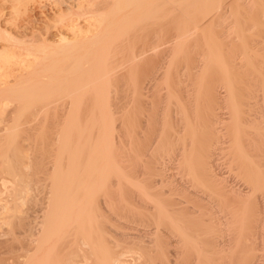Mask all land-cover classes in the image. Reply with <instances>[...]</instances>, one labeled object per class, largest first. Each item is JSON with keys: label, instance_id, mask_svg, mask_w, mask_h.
<instances>
[{"label": "bare ground", "instance_id": "1", "mask_svg": "<svg viewBox=\"0 0 264 264\" xmlns=\"http://www.w3.org/2000/svg\"><path fill=\"white\" fill-rule=\"evenodd\" d=\"M223 1H226V0H107V1H104V2H102L105 6H106V8H87L88 9V14H95V17L96 18H98L97 19V22L99 23V26H98V28H97V30H96V32H95V34L94 35H91V36H87L86 38H84L82 41H81V45H80V47L79 48H77L76 50H75V47L73 48L75 51H73V53L75 52V54L73 55V53H72V55H70L71 57H70V60L68 61V60H66V61H64V64H59V62L61 61V63H62V58L61 59H59L60 61H58L57 59L55 60L56 62L58 61V63H56V62H51V60L49 59V63L46 65V64H43L44 63V60H45V58H44V56H43V63L42 62H40L41 64H37L36 63V65L35 66H33L31 69H29L30 70V72H28V74H26V73H24V75L22 74L21 76H23V77H15V79L13 80L14 82H11L12 80H9V82H11V83H9L8 82V79H6V77H5V80H6V83H5V80H2L1 79V81L2 82H4V83H2V84H0V99L1 98H3L4 99V101H5V104L6 105H8L7 103H11V105H13L14 103H15V111L13 112L11 109L13 108H11L10 109V111H8V113L9 112H11L10 113V117H12L13 116V121H12V124H14L12 127H10L9 129L7 128V130H5V129H3V132L2 133H0V180H2V181H7V182H9V183H11V188H10V193L9 194H11V195H9L8 193V195H9V197H11V201H10V203H8V204H4V205H0L1 207H0V209L1 210H3L4 211V214H3V217L1 218L0 217V221L1 222H3L4 224H6L7 225V227H8V229L6 230L8 233H7V235L8 234H10V239H11V236H12V239L10 240V239H6L7 241L8 240H10V241H13V242H11L12 244H14L15 242H17V237L15 238V235L17 234V233H14L15 231H14V229H15V227L16 226H18V225H20L21 224V222H23L22 220L24 219V218H22V213H24L23 212V208L22 209H20V207L22 206V205H25V204H29V205H31V206H33V204H35V203H37L38 202V198H37V196H36V192H38V190L40 191L42 188H48L49 189V191H48V193H47V195H46V197L44 198L45 199V201H46V203H47V206H46V210H45V212H44V215L42 216L43 218V221H42V223H43V225H42V229L40 230V235L38 236V238L35 240H28L29 242L31 241V242H34L35 244H34V248H32L31 250L33 251L32 253H30L31 255L27 258V260L25 261V264H122V263H124V261H123V257L122 256H124V253H123V255L121 256V252L120 253H118L119 252V250L120 249H122V247L120 246L121 245V239H122V237L121 236H119V235H117V233L115 234V235H117L119 238V240L120 241H118V239H117V242H118V245L119 246H117L118 248L120 247V249L116 252H110V249H114L115 250V248H117V247H113L112 248V245H114V244H112L111 245V248L109 249V248H107V246H106V242L108 241V242H110V243H112V242H114L113 240L111 241V239L109 238V240H108V238H106V236H105V233H108V232H106L105 231V229L106 230H108V229H112L111 227H113L114 225H112L111 227L109 226V224H112V222L113 221H115L116 220V217L117 218H121V215L122 214H124V215H122L123 217H126V215H128L129 213H127L126 211H127V209L129 208V209H131V207L134 205H136L137 204V201H136V203H133L132 201V203H131V205L132 206H127L126 207V205H130V204H128L127 203V201L125 202V199L123 200V202H121V204L122 203H127L126 205H125V207H123V208H125V210L123 209V211H121L122 210V207L121 206H116L117 204H115V203H117L118 202V200H119V197L121 196V193L124 191V187H134V185H135V187L134 188H136L137 189V187L140 185H142L141 183L142 182H145V181H143L140 177H139V179L137 178V180H136V183L134 184L133 182L131 183V182H129V179L128 178H130V177H127L129 174H130V172H132V169L131 168H129V167H126V168H129V169H131V171L129 172V169L128 170H126L127 172H129V173H127V176H126V174H125V176H120L119 174H120V171H121V175H122V172H123V169L125 170L126 168L125 167H123L124 165H117L118 163L117 162H119V160L120 159H123V156H121V155H124L125 154V156L124 157H129V156H131L130 155V150H128V154L126 155V150L128 149V144L131 142V140L128 142L127 141V139L129 138V136H130V133H128V130L127 131H125L124 129L122 130V126H123V124H124V122L123 121H120L119 119H116L115 118V115L117 114V112H115L114 113V111L112 110L111 111V107H112V105H111V103H113V101H114V103H113V105L114 106H119V104L121 105L122 103H133L132 104V108H126V109H121V112H119V113H122V116H124L125 114H127V113H129V111L131 110V111H133L132 109H134L135 110V108H134V103H137V99H141V96H144V95H141V94H139L137 91H138V88H141V86L140 87H137V86H135L134 84L135 83H140V82H134L133 80H132V77H131V73H130V70H129V75H128V79H126V80H129V82H127L126 80L122 83V84H119L118 82V84H114L113 85V83H115V82H111V81H113L112 80V78L114 77L115 78V75H116V77L119 75L118 73V75L117 74H115L114 75V73H116V72H114V70L116 69V67L115 66H113L111 63H112V61H113V59H114V54L115 53H117V55L119 54L120 55V51H117V50H119V46L122 44V45H124V43H131V41L133 42V43H136V41H137V44L140 42V44L142 43L141 41H143L144 40V42H148L149 43V37H151V38H160V36H162V38H164L165 36H164V34L163 33H165V31H164V28H166V29H168L169 28V26H170V24H172V28H171V30L172 29H178L179 28V32H180V34H177L176 35V33H179V32H177L178 30H176V32H175V34L173 35V37L175 38V40L176 39H180L179 40V42L177 43V44H175L174 43V47H181L182 46V41H184V39L185 38H187V39H185L186 41H191L192 42V40L193 39H189L188 37H190L191 35H193V34H195V33H197V34H199L200 33V37H199V35H198V37L196 38V40H195V43L197 42V44H195V45H198V55L197 56H199L200 55V53L205 57V58H207V60L208 61H206V60H204L205 62H204V64H202L201 66H200V69H202V71H201V73L203 74V76H204V74L205 75H207L206 73H208L209 71H213L214 72V69L215 70H217L219 73H220V75L221 76H224V79L226 78V76L228 75V73L227 72H229V68H233L234 66H236V65H239V64H241V63H243V64H247V66H248V68H244L245 70H246V72L245 73H247V69L248 70H250V74H251V76L252 75H256L255 73H258L257 71L259 70V69H257V71L255 70L257 67V63L255 62L254 63V60L256 59V57H257V54H258V52L256 53V55L255 54H251V51L250 50H252V49H254V48H252V49H250V50H248V47L251 45L249 42V46H246V43H240V44H238L237 45V47L239 46V49L238 50H236V51H233V52H236V54H238V51H240V53H239V55H233V53H232V51L229 49V50H226V53L224 54L223 52L225 51V49H227L225 46L227 45V43H226V45L223 47L224 49V51L222 52V50L220 51V49H221V41H222V39H220V37L222 36V31L221 32H216L215 30H214V25L215 26H217L216 24H214L213 23V27L211 26V25H207L206 23H204V21L206 20V17L207 16H209V15H211V13L213 14L215 11H218V8H215V9H213L214 8V6L215 5H218L220 2H223ZM236 1V0H235ZM261 2H263L264 3V1H262V0H260ZM234 3V1L232 0L230 3ZM243 2V1H242ZM241 1H240V3H242ZM226 3V2H225ZM235 3H238V2H235ZM247 3V2H246ZM260 3V2H259ZM263 3L261 4V5H263ZM223 4V3H222ZM231 5V4H230ZM235 5V4H234ZM240 5V4H239ZM261 5H259V7L261 6ZM219 6V5H218ZM217 6V7H218ZM238 6V5H237ZM242 6V5H241ZM240 6V7H241ZM246 6V5H245ZM244 6V7H245ZM264 6V5H263ZM171 7H173V9L171 10V11H174V13H170V9L169 8H171ZM258 8V7H257ZM225 9H227V8H225ZM235 9H237V7L235 8ZM239 9V8H238ZM261 9V8H260ZM105 10H107V11H105ZM244 10V9H243ZM247 10V9H246ZM264 10V9H263ZM85 11H87L86 9H85ZM105 11V12H104ZM213 11V12H212ZM225 11V10H224ZM239 11V10H238ZM260 11V10H259ZM228 13V12H227ZM234 13H236V10H234ZM238 13V12H237ZM262 13V12H261ZM240 15L241 14H243L242 13V11L239 13ZM258 14V13H257ZM238 15V14H237ZM220 16V15H219ZM218 16V17H219ZM226 16V15H225ZM262 16H264V14H262ZM238 17H239V15H238ZM249 17V16H248ZM209 18V17H208ZM220 18V17H219ZM215 19V18H214ZM232 20V19H231ZM207 21H209V20H207ZM224 21V20H223ZM235 21V20H234ZM241 21V20H240ZM240 21H238V23L240 24ZM243 21V20H242ZM213 22V18L211 19V22L210 23H208V24H211ZM257 22V21H256ZM167 23L169 24V26H168V28H167ZM236 23V22H235ZM164 24H166V26L164 25ZM206 24V25H205ZM226 24V23H225ZM248 24V23H247ZM152 25H157V26H160V29L159 30H155L154 32H147V35H148V38H147V35L146 34H143V32L145 33V31H146V29H149V27L150 26H152ZM162 25H164L163 27V29L161 28V26ZM224 25V24H223ZM233 25V24H232ZM242 25V24H241ZM244 25V24H243ZM262 25H264V23L262 22V24H261V27H262ZM147 26H149L148 28H147ZM257 26V25H256ZM244 27V26H243ZM154 28H155V26H154ZM238 28L239 27H237V31H238ZM162 29V30H161ZM165 29V30H166ZM234 29V28H233ZM232 29V30H233ZM247 29H249V28H247ZM257 29V28H256ZM191 30H193L192 32H190V34H188L187 35V32L188 31H191ZM231 30V29H230ZM242 30V29H241ZM260 30V29H259ZM136 31H138V32H136ZM148 31V30H147ZM153 31V30H152ZM161 31H163V33H162V35H161ZM169 31V30H168ZM234 32H236V28H235V30H233ZM233 31H231V32H229V33H231V34H234L233 33ZM133 32V33H132ZM166 32H167V30H166ZM174 32V31H173ZM193 32H195V33H193ZM223 32H225V31H223ZM193 33V34H192ZM169 34V33H168ZM196 34V35H197ZM231 34H229L230 36H231ZM239 38H241V37H243L244 35H246V34H249V32L247 31V33H246V31H239V32H236L235 33ZM130 35V36H129ZM133 35V36H132ZM165 35H167V33L165 34ZM171 35V34H170ZM176 35V36H175ZM187 35V36H186ZM190 35V36H189ZM196 35H194V36H196ZM228 34L226 35V36H229ZM186 36V37H185ZM193 36V37H194ZM132 37H135L134 39H131ZM146 37V38H145ZM185 37V38H184ZM231 37H233V35L231 36ZM248 37V36H247ZM247 37H245V38H243L244 40L247 38ZM250 37V36H249ZM263 37V36H262ZM129 38H130V40H129ZM161 38V39H162ZM168 38H170V37H168ZM174 38H172L173 40H174ZM194 38V39H195ZM251 38V37H250ZM10 39V38H9ZM148 39V41H146V40ZM165 39V38H164ZM182 39V40H181ZM225 39V38H224ZM236 41H238L237 40V38H234ZM242 39V40H243ZM136 40V41H135ZM159 40V39H158ZM157 40V41H158ZM234 40V41H235ZM241 40V42H243ZM255 40V39H254ZM261 40V39H260ZM263 40V39H262ZM20 41V40H19ZM152 41H154V39H152ZM151 41V42H152ZM167 41H168V39H167ZM170 41V40H169ZM181 41V42H180ZM186 41H185V43H186ZM151 42H150V44H151ZM162 41L160 40V43H161ZM165 42V41H164ZM163 42V43H164ZM245 42V41H244ZM133 43L131 44V45H133ZM146 43H143V44H145L146 46V48H149V47H153L154 45H149L148 43L146 44ZM153 43H156L155 41L153 42ZM152 43V44H153ZM158 44H159V41L157 42ZM156 43V44H157ZM167 43H169V42H167ZM172 43H173V41H172ZM172 43H169V44H172ZM184 43V44H185ZM230 43L231 44H233L232 43V40H231V38H230ZM248 43H247V45H248ZM18 44V43H17ZM125 44V45H126ZM139 44V45H140ZM189 44H190V42H189ZM237 44V43H236ZM252 44H255V43H252ZM261 44V43H260ZM28 44H23L22 46H27ZM119 45V46H118ZM139 45H138V48H139ZM162 45V44H161ZM186 45V44H185ZM194 45V44H193ZM257 45H259L258 43H257ZM256 45V46H257ZM264 45V44H263ZM21 46V45H20ZM19 46V47H20ZM142 48H145L144 47V45H140ZM168 46V45H167ZM166 46V47H167ZM170 46V45H169ZM173 46H172V48H173ZM191 46V45H190ZM229 46V39H228V45H227V47ZM76 47H77V45H76ZM135 47H136V49H137V46H136V44H135ZM140 47V48H141ZM157 48H159V52H161L162 53V49L163 48H166L165 46L163 47V48H160L159 46H156ZM155 47V48H156ZM194 48L193 49H195V46H193ZM230 47H233V46H230ZM234 47H235V45H234ZM253 47H255V46H253ZM118 48V49H117ZM125 48V47H124ZM139 48V49H140ZM185 48V47H184ZM220 48V49H219ZM250 48V47H249ZM258 48H259V46H258ZM257 48V49H258ZM10 49V48H9ZM122 49V48H121ZM130 50L131 48H127L126 47V51L127 50ZM133 49H134V47H133ZM135 49V50H136ZM153 48H151V49H149V50H152ZM177 49V48H176ZM190 49V48H189ZM257 49H256V51H257ZM6 50V49H5ZM128 50V51H129ZM138 50V49H137ZM160 50H162V51H160ZM178 50V55H177V58H178V56H179V52H181V51H179V49H177ZM181 50V49H180ZM261 50H262V47H261ZM8 51V50H7ZM65 51V50H64ZM139 51H141V49L139 50ZM155 51V50H154ZM186 51V50H185ZM194 51V50H193ZM192 51V52H193ZM1 52V51H0ZM31 52V51H30ZM34 52V51H33ZM120 52V53H119ZM142 52V51H141ZM141 52H138V53H141ZM144 52V51H143ZM145 52H146V50H145ZM147 52H148V49H147ZM158 52V51H157ZM171 52H174V50L173 51H171ZM176 52V51H175ZM184 52V51H183ZM195 52H196V50H195ZM67 53V52H66ZM65 53V54H66ZM125 53V52H124ZM128 53V52H127ZM129 53H133V51H132V49H131V51H129ZM128 53V54H129ZM156 53V52H155ZM154 53V54H155ZM167 53V52H166ZM176 53V54H177ZM8 54H11V53H8ZM34 54V53H33ZM59 54V53H58ZM57 54V55H58ZM134 54L136 55V53L134 52ZM132 55V57L134 58V56L135 55ZM170 54V53H169ZM183 54V53H182ZM197 54V53H196ZM205 54V55H204ZM0 55H3V53L2 54H0ZM39 55V54H38ZM51 55V54H50ZM53 55V54H52ZM56 55V54H55ZM116 55V56H117ZM122 55V54H121ZM120 55V56H121ZM130 55V56H131ZM139 55V54H138ZM143 56L145 55V53L144 54H142ZM157 55V54H156ZM174 56H175V53L173 54ZM202 55H201V58H202ZM48 56V55H47ZM130 56H128V57H130ZM143 56H141L140 55V58H142V60H143ZM146 57H147V54L145 55ZM144 56V57H145ZM169 56V55H168ZM171 56V55H170ZM180 56H181V54H180ZM2 57V56H1ZM50 57V56H49ZM55 57V56H54ZM138 57V56H137ZM183 57V56H182ZM192 57H193V55H192ZM261 57H263V56H261ZM53 58V57H52ZM65 58V57H64ZM66 58H68V56L66 57ZM170 58V57H169ZM168 58V59H169ZM196 58H198V57H196ZM4 63H7L8 61H7V58H6V56H4ZM115 59H116V57H115ZM114 59V60H115ZM126 59H128V58H126ZM181 59V58H180ZM183 59H184V57H183ZM195 59V58H194ZM2 60H3V58H2ZM9 60V59H8ZM133 60V59H132ZM138 61L139 62V59H137V58H135L133 61ZM145 60V59H144ZM144 60H143V62H144ZM176 59L175 58H172V60H170V62L168 63V65H172L173 63H174V61H175ZM182 60V59H181ZM203 60V59H202ZM202 60H201V62H202ZM262 60H263V58H262ZM1 61V60H0ZM7 61V62H6ZM117 60H115V62H116ZM129 61H131V59L129 60ZM167 61V60H166ZM190 61V60H189ZM197 61V60H196ZM142 62V61H141ZM141 62H139L140 64H142ZM263 62V61H262ZM4 63H2V64H4ZM67 63H69V64H67ZM114 63V62H113ZM132 63V62H131ZM190 63V62H189ZM198 63V62H197ZM1 64V63H0ZM66 64V65H65ZM134 64H136L135 62H134ZM139 64V65H140ZM259 64V63H258ZM129 65H131V64H129ZM166 65V64H165ZM167 65V66H168ZM175 65H177V64H175ZM256 65V66H255ZM264 64H262V66H263ZM1 66V65H0ZM5 67V65H2V67L0 68V70L1 69H3L4 70V67ZM8 66V65H7ZM6 66V67H7ZM120 66H122V64L120 65ZM120 66H117V68L118 67H120ZM133 66V65H132ZM136 66V65H135ZM134 66V67H135ZM169 66V67H170ZM190 66V65H189ZM192 66V65H191ZM261 66V67H262ZM31 67V66H30ZM139 67V66H138ZM140 67H141V65H140ZM172 67V66H171ZM174 67V66H173ZM178 67V66H177ZM179 67H181V66H179ZM184 67V66H183ZM238 67V66H237ZM249 67H250V69H249ZM122 68V67H121ZM121 68H120V71H121ZM167 68V67H166ZM258 68H259V66H258ZM130 69H132L131 67H130ZM134 69V68H133ZM138 69H140V68H138ZM197 69V68H196ZM11 70V69H10ZM119 70V69H118ZM124 71L126 70V69H123ZM167 70V69H166ZM171 70V69H170ZM190 70V69H189ZM192 70V69H191ZM235 70V69H234ZM9 71V70H8ZM131 71H133V70H131ZM135 71H136V69H135ZM145 71V70H144ZM144 71H142V72H144ZM173 71V70H172ZM185 71H186V69H185ZM240 71V69L239 70H237V71H233L232 73H230V74H232V76H234V72H236L237 74L238 73H240L239 72ZM4 73H5V71H3ZM2 72V74H4ZM6 72H7V70H6ZM118 72V71H117ZM179 72V71H178ZM192 72V71H191ZM230 72H231V70H230ZM8 73H10V72H8ZM120 74L121 73H123L122 71L121 72H119ZM137 73H138V70H137ZM165 73H167V72H165ZM244 73V74H245ZM264 73V72H263ZM2 74H1V76H2ZM12 74V73H11ZM123 74H125V73H123ZM133 74V73H132ZM141 74V72L139 71V75ZM168 74V73H167ZM177 74V73H176ZM195 74V73H194ZM211 74V73H210ZM243 74V76H245ZM4 75H8L7 73L6 74H4ZM134 75V74H133ZM132 75V76H133ZM138 75V76H139ZM141 75H143V74H141ZM190 75V74H189ZM236 75V74H235ZM239 75V74H238ZM248 75V74H247ZM246 75V76H247ZM258 75H259V73L257 74V77H258ZM262 75V74H261ZM0 76V77H1ZM16 76V75H15ZM167 76V75H166ZM170 76V75H169ZM186 76V75H185ZM184 76V77H185ZM200 76V75H199ZM208 76V75H207ZM231 76V75H230ZM240 76H241V74H240ZM243 76H241L242 78H243ZM250 76V75H249ZM120 77H121V75H120ZM120 77H118V78H120ZM123 77H125V76H123ZM136 77H137V75H136ZM136 77L135 78H133V79H135V80H137L136 79ZM141 77V76H140ZM144 77V76H143ZM174 77V76H173ZM220 77V76H219ZM236 77H237V75H236ZM260 77V76H259ZM8 78H9V76H8ZM127 78V77H126ZM131 78V79H130ZM201 78H202V76H201ZM228 78V77H227ZM242 78L240 79V80H242ZM244 78H247V77H244ZM263 78H264V76H263ZM4 79V78H3ZM140 79V78H139ZM173 79V78H172ZM234 79V78H233ZM250 79V77L248 78V80ZM255 78L254 77H252V81H248L247 80V86H243V84L241 85V88L243 89V91H244V89L245 90H249V88L251 89V88H253V85H255L256 84V82H255V80H254ZM259 79V78H258ZM118 81L120 80V79H117ZM124 79L122 78V81H123ZM130 80L133 82V85H132V82H130ZM167 80H168V78H167ZM170 80V79H169ZM174 80V79H173ZM201 80V79H200ZM205 80V79H204ZM254 80V81H253ZM262 81V79L260 78L259 79V81ZM114 81H116V79L114 80ZM122 81H120V82H122ZM138 81H140V80H138ZM185 81V80H184ZM220 81V80H219ZM226 81V86H227V88L229 87V85L231 84L230 82H229V80L227 81V80H225ZM234 81V80H233ZM243 81H246V80H244L243 79ZM28 82V83H27ZM204 82V81H203ZM205 82H206V80H205ZM237 82H238V80H237ZM237 82L235 83L236 85H237ZM242 82V81H241ZM25 83H27L26 85H23V84H25ZM168 83V82H167ZM189 83V82H188ZM223 83V82H222ZM239 84H240V82H238ZM244 83V82H243ZM257 83H259V82H257ZM261 84V83H260ZM262 84H264V83H262ZM137 85V84H136ZM169 85V84H168ZM171 85V84H170ZM196 85V87H200L201 88V84L199 83L198 84V86H197V84H195ZM232 85H233V83H232ZM245 85V84H244ZM257 85V84H256ZM164 86H166V85H164ZM188 86H189V84L187 85V88H188ZM205 86V85H204ZM208 86V85H207ZM231 86V85H230ZM258 86V85H257ZM261 86V85H260ZM262 86H264V85H262ZM148 87H150V86H148ZM172 87V86H171ZM174 87V86H173ZM172 87V88H173ZM176 87V86H175ZM178 87V86H177ZM182 87V86H181ZM192 87V86H191ZM169 88V87H168ZM179 88V87H178ZM231 88H233V86H231ZM148 89V88H147ZM146 89V90H147ZM186 89V88H185ZM230 89V88H229ZM234 89H235V86H234ZM254 89V88H253ZM257 87L254 89V90H249V94H256V92H258V90H259V92L261 91L263 94L262 95H264V87L263 88H258L257 90ZM177 90V89H176ZM203 89H201V91H202ZM237 90H239L238 88H237ZM237 90H236V92H237ZM145 91V90H144ZM152 91V90H151ZM155 91V90H154ZM197 91V90H196ZM205 91V90H204ZM208 91V90H207ZM217 91V90H216ZM231 91V90H230ZM140 92H142V90L140 91ZM157 92V91H156ZM191 92V91H190ZM210 92V91H209ZM213 92V91H212ZM137 93L139 94V95H141L140 97H138L137 98ZM144 93V92H143ZM248 93H247V95H246V92H245V95L248 97V99H250L249 98V96H248ZM152 94V93H151ZM150 94V95H151ZM157 94V93H156ZM174 94V93H173ZM176 94H178V93H176ZM188 94V93H187ZM199 94H201V93H199ZM206 94V93H205ZM208 94V93H207ZM228 94H229V92H228ZM203 95V94H202ZM201 95V96H202ZM219 95V94H218ZM231 95H233L232 93L230 94V95H227L228 97H230ZM235 95V94H234ZM233 95V96H234ZM245 95L243 96V98L245 97ZM171 96H172V93H171ZM193 96V95H192ZM191 96V97H192ZM210 96V95H209ZM241 97H242V94L240 95ZM253 96H255V95H253ZM256 96H258V94L256 95ZM62 98L63 99V97L65 98V99H63L64 101L66 100V99H68L69 100V102H70V104L67 102V106H68V104H69V110L67 111L68 112V114L66 113L65 115H67V117L65 118L64 117V114H60V113H57V111H55L54 113H53V111H54V109H53V107H50V104L55 100V99H57V98ZM149 97V96H148ZM152 97V96H151ZM169 97V96H168ZM175 97V96H174ZM195 97V96H194ZM200 97V96H199ZM236 97V96H235ZM61 98L59 99V100H61ZM144 98V97H143ZM146 98V97H145ZM164 98H166V97H164ZM170 99H171V97H169ZM168 98V99H169ZM172 98H173V96H172ZM187 98H188V96H187ZM158 99V98H157ZM167 99V100H168ZM175 99H176V97H175ZM193 99V98H192ZM200 99V98H199ZM199 99H198V101H199ZM232 99H233V97H232ZM231 99V97H230V99L228 100V99H226V100H228V101H231L232 100ZM252 99H254V98H252ZM260 99V98H259ZM2 100V99H1ZM0 100V101H1ZM150 100H151V98H150ZM172 100V99H171ZM177 100V99H176ZM178 100H180V99H178ZM188 100V99H187ZM201 100V99H200ZM219 100V99H218ZM234 100V99H233ZM242 100V99H241ZM256 100V99H255ZM258 100V99H257ZM262 100L263 101H261V99H260V101H256V102H252V103H256L255 105H254V107L255 106H257V102H263L264 103V97H262ZM3 101V100H2ZM57 101H58V99H57ZM153 101V100H152ZM170 101V100H169ZM189 101V104H190V100H188ZM14 102V103H13ZM145 102V101H144ZM171 102H173V101H171ZM179 102H183L182 100L181 101H179ZM227 102V101H226ZM242 102V101H241ZM240 102V103H241ZM117 103V104H116ZM148 103V102H147ZM164 103V102H163ZM166 103V102H165ZM169 104H170V102H168ZM167 103V104H168ZM185 103V102H184ZM196 103V102H195ZM205 103V102H204ZM206 103H207V101H206ZM213 103V102H212ZM232 103H235V101H232L230 104H232ZM260 103H259V105H260ZM2 104V103H1ZM65 103H63V105H64ZM139 104H140V101H139ZM145 104V103H144ZM161 104V103H160ZM166 104V105H167ZM173 104H175V101H174V103ZM180 104V103H179ZM187 104V103H186ZM239 104V103H238ZM243 104V103H242ZM151 105V104H150ZM176 105V104H175ZM182 105H185V104H183L182 103ZM211 105V104H210ZM235 105V104H234ZM240 105V104H239ZM250 105H252L251 103H250ZM250 105H248V107H252V106H250ZM264 105V104H263ZM67 106H66V110H67ZM130 106V105H129ZM137 106H138V104H137ZM136 106V107H137ZM157 106V105H156ZM177 106H180V105H177ZM176 106V107H177ZM194 106V105H193ZM242 106V105H241ZM243 106H247L246 104H244ZM6 108H7V106H5ZM5 107H3V108H5ZM9 107V106H8ZM64 107H65V105H64ZM122 107V106H121ZM124 107V106H123ZM141 107V106H140ZM167 107H170V106H167ZM172 108H173V105L171 106ZM180 107H182V106H180ZM184 107V106H183ZM182 107V108H183ZM196 107V106H195ZM237 107V105H235V108ZM258 107V106H257ZM115 108V107H114ZM157 108V107H156ZM160 108V107H159ZM164 108H165V106H164ZM178 108V107H177ZM190 108V107H189ZM188 108V109H189ZM193 108V107H192ZM207 108V107H206ZM231 108H234V106L232 107L231 106ZM240 108V106L239 107H237L236 109H239ZM246 108V107H245ZM9 109V108H8ZM58 109H60V108H58ZM65 109V108H64ZM140 109V108H139ZM146 109V108H145ZM154 109V108H153ZM168 109V108H167ZM166 109V110H167ZM199 109V108H198ZM205 109V108H204ZM240 109H242V108H240ZM256 109V108H255ZM254 109V110H255ZM263 110L264 109V107L263 108H260L259 107V110ZM115 110V109H114ZM137 110V109H136ZM165 110V109H164ZM179 110V109H178ZM182 110H184V109H182ZM181 110V111H182ZM185 110H187V108L185 109ZM184 110V111H185ZM190 110V109H189ZM196 110V112L198 111L197 109H195ZM232 110H234V109H232ZM242 110H244V109H242ZM251 110H253V109H251ZM260 110V111H261ZM1 111H3V112H1V113H4V112H6V110L5 109H3V110H1ZM117 111V110H116ZM137 111H140V110H137ZM156 111V110H155ZM177 111V110H176ZM183 111V112H184ZM235 112H236V110H234ZM234 111H232V112H234ZM239 111H241V110H239ZM239 111H237V112H239ZM62 112V111H61ZM164 112V111H163ZM187 112V111H186ZM186 112H185V114H186ZM205 112V111H204ZM234 112V113H235ZM236 112V113H237ZM253 112V111H252ZM257 112V111H256ZM255 112V113H256ZM262 112V111H261ZM167 113V112H166ZM193 113V115H194V112H192ZM191 113V114H192ZM200 113H202V112H200ZM235 113V114H236ZM243 113V111L241 112V113H237V115H235V116H232V117H230V118H232L233 119V121H234V124H232V126H233V128H235L234 129V131H236L235 132V134H236V136H237V133L239 134L240 133V131L241 132H243V133H247V131L249 130V129H251L250 131H252V132H256L257 131V134H256V136L258 135V133H259V135L261 136V134L263 133V135H264V132H263V130H262V132L261 131H259V130H261V128H264V127H261V125L259 124L260 123V120H261V116H264V115H262V113L264 114V112H262L261 113V115H258V114H252L251 113V111L250 112H248V114L251 116L250 118L251 119H253L252 120V124H251V127L247 130L246 128L245 129H243V130H239V132H238V129H241L243 126H241V128H239L240 126V123H241V121L243 122L244 120H247L248 121V119H250V118H245L244 120H241L239 117H241L242 114ZM251 113V114H250ZM6 114H7V112H6ZM5 114V115H6ZM26 114V115H25ZM137 114V113H136ZM136 114H135V116L134 117H136L135 119H134V121H136V119H137V116H136ZM150 114V113H149ZM148 114V115H149ZM162 114V113H161ZM167 114H169V113H167ZM181 114H182V112H181ZM208 115H209V112L207 113ZM27 117L28 116V118L30 119H28L29 121V123L26 121L25 122V125L28 123V125H23L22 123L25 121V120H23V121H21V126H23V127H26V131L24 132V135H22L23 134V131H20V126H19V121L22 119V117H25V116ZM139 115V114H138ZM166 115V114H165ZM208 115H204V116H208ZM232 115H234L233 113H232ZM248 115V116H249ZM252 115H254L253 117H252ZM260 116V117H258V116ZM3 117H4V115H2ZM120 116V115H119ZM128 116V115H127ZM143 116V115H142ZM161 116V115H160ZM182 116H183V114H182ZM210 116H212V115H210ZM218 116V115H217ZM255 116H257V117H255ZM9 117V118H10ZM64 117V119L65 120H59V119H62ZM141 117V116H140ZM145 117V116H144ZM144 117H143V119H144ZM163 117V116H162ZM161 117V118H162ZM167 117H169V115L167 116ZM199 117V116H198ZM197 117V118H198ZM133 118V117H132ZM139 118V117H138ZM147 118V117H146ZM145 118V119H146ZM158 118V117H157ZM156 118V119H157ZM166 118V117H165ZM170 118V117H169ZM172 118H173V116H172ZM196 118V117H195ZM194 118V119H195ZM206 118H208V117H206ZM217 118V117H216ZM229 118V119H230ZM6 119H7V117H6ZM6 119H4V120H6ZM149 120H150V118H148ZM175 119V118H174ZM181 119H183V118H181ZM188 119H189V117H188ZM199 119V118H198ZM214 119V118H213ZM232 119H231V121H232ZM263 119H264V117H263ZM263 119L261 120V122L263 121ZM1 120V119H0ZM2 120H3V118H2ZM1 120V121H2ZM122 120H123V117H122ZM124 120H125V118H124ZM130 120H132V119H130ZM141 120V119H140ZM169 120V119H168ZM185 120V119H184ZM202 120H203V118H202ZM218 120V119H217ZM8 121V120H7ZM7 121H5V123H7ZM146 121V120H145ZM157 121V120H156ZM159 121V120H158ZM166 121V120H165ZM201 121V120H200ZM221 121V120H220ZM230 121V122H231ZM239 121H240V123H239ZM247 121H244L245 123L247 122ZM14 122V123H13ZM179 122V121H178ZM186 122H187V119H186ZM189 122V121H188ZM188 122H187V124H188ZM195 122V121H194ZM243 122V123H244ZM251 122V121H250ZM258 124H257V123ZM2 123H4L3 121H2ZM2 123H0V124H2ZM125 123L127 124V122L125 121ZM141 123H143V121L141 122ZM140 123V124H141ZM146 123V128H148V130L150 129L149 127H147L148 125H149V123H147V122H145ZM145 123H143V125L145 124ZM153 123V122H152ZM158 123V122H157ZM191 122H189V124H190ZM211 123V122H210ZM219 123V122H218ZM249 123V122H248ZM8 124V123H7ZM7 124H5V125H7ZM125 124V125H126ZM186 124V125H187ZM195 124V123H194ZM212 124V123H211ZM213 124H214V121H213ZM212 124V125H213ZM220 124V123H219ZM247 124V123H246ZM263 124H264V121H263ZM4 125V124H3ZM186 125L184 126V127H186ZM215 126H216V124H214ZM235 125V126H234ZM242 125V124H241ZM245 125V124H244ZM249 125V124H248ZM126 126H128V125H126ZM126 126H124V128H126ZM133 126V125H132ZM150 126V125H149ZM158 126V125H157ZM188 126V128L191 126V125H187ZM231 126V127H232ZM250 126V125H249ZM249 126H247V128L249 127ZM3 127V126H2ZM23 127H21V130L22 129H24ZM162 127V126H161ZM205 127V126H204ZM208 127V126H207ZM209 127H212V126H209ZM246 127V126H245ZM128 128V127H127ZM144 129H145V127H143ZM152 128V127H151ZM191 128V127H190ZM185 129L187 132L186 133H190V131L189 130H191V132H192V130H193V126H192V129ZM214 128V127H213ZM216 128V127H215ZM214 128V129H215ZM233 128H231V130H233ZM238 128V129H237ZM131 129V128H130ZM194 129H196V128H194ZM120 130H122V131H120ZM147 130V131H148ZM161 130V129H160ZM169 130V129H168ZM184 129H182V131H183ZM185 130L183 131V132H185ZM203 130V129H202ZM244 130H247L246 132H244ZM2 131V129L0 130V132ZM176 131V130H175ZM194 131V130H193ZM196 131V130H195ZM195 131H194V133H195ZM160 132V131H159ZM22 133V134H21ZM135 133V132H134ZM145 133V132H144ZM147 133V132H146ZM158 133V132H157ZM194 133H190V135H191V137L189 138L190 140L187 142V143H184V145L181 147V149H180V154H181V150L183 151V153H182V156L181 157H183V156H187V152H189V151H191L192 152V150L195 148V146L198 144H200V143H198L199 142V139L198 138H195V135H194ZM232 133H233V131H232ZM232 133H231V136H232ZM182 134V133H181ZM197 134H198V132H197ZM241 134V133H240ZM134 134H132V136H133ZM135 135H137V134H135ZM144 135V134H143ZM143 135H142V137H143ZM147 135V134H146ZM151 135V134H150ZM158 135H160V133H158L157 134V136ZM185 135V134H184ZM188 135V134H187ZM234 135V134H233ZM242 135V134H241ZM248 134H246L245 136H247ZM262 135V136H263ZM132 136H131V138H132ZM138 136V135H137ZM261 136V137H262ZM133 137H135V139H136V136H133ZM158 137H160V136H158ZM234 137H235V135L234 136H232V138H231V141L233 140L234 141ZM249 137H250V134H249ZM259 137V136H258ZM264 137V136H263ZM141 138V137H140ZM140 138H138V139H140ZM143 138H145V137H143ZM151 138V137H150ZM185 138H187V137H185ZM183 139V140H186V139ZM245 138L246 137H244V139L243 138H240L241 140H239L238 139V137H237V139H236V137H235V139L237 140L236 142H237V145H235L234 147L235 148H233L232 149V151H234V149H235V152L234 153H236V152H238L239 153V156H237L238 154H235V156L234 155H232V157L234 156V158L235 157H237L235 160L237 161V163H238V157H240V155H242L243 154V152H244V154H248L247 153V151H249V150H245V149H247L248 147V145L251 143H249V141L247 140H245ZM24 139H27V140H29L28 142V144H26V146H24V144L22 145L21 144V141L23 142V141H25ZM120 139H122V140H120ZM125 139V143H123V142H121V141H123ZM138 139H136L137 140V143L139 142L138 141ZM146 139V138H145ZM198 139V140H197ZM242 139H243V143H244V141H245V143L247 142V144L248 145H245V143H244V146H245V149H244V147H243V145H240V143H241V141H242ZM247 139H249V138H247ZM250 139H252L251 137H250ZM255 139V138H254ZM256 139H257V137H256ZM260 139V138H259ZM264 138H262V140H263ZM26 140V141H27ZM159 140V139H158ZM160 140H161V138H160ZM179 140V139H178ZM180 140L182 141V137L180 138ZM188 140V139H187ZM135 141V140H134ZM202 141V140H201ZM257 141V140H256ZM255 140H254V142L253 143H255L256 142ZM259 141H261V140H259ZM259 141H257V145L256 144H253L254 146H255V148H252V147H250L251 149H256L258 146H260V148L258 147L257 149H260L261 150V147H264V145L262 144V143H264V141H262V142H260L263 146H261L260 144H259ZM136 142V141H135ZM239 142V143H238ZM24 143V142H23ZM132 143V142H131ZM183 143V142H182ZM202 143H204V142H202ZM139 144V143H138ZM231 145L233 144L232 142L230 143ZM242 144V143H241ZM131 145V144H130ZM141 145V144H140ZM147 145V144H146ZM146 145H144L145 147H146ZM150 145V146H149ZM151 143H149L147 146L148 147H151ZM196 146V150H197V148L200 146ZM207 145V144H206ZM208 145H209V143H208ZM207 145V146H208ZM137 146V145H136ZM250 146H252V143L250 144ZM257 146V147H256ZM130 148H131V150H132V152H134L133 150L134 149H132L134 146H129ZM145 147L143 148L144 150H145ZM154 147V145H152V147L151 148H153ZM202 147L204 148V146L202 145ZM231 147V146H230ZM151 148H150V151H151ZM157 148V147H156ZM200 148V147H199ZM206 148H208V147H206ZM209 148H210V146H209ZM211 149V148H210ZM209 149V150H210ZM227 150L228 149H231V148H226ZM148 150V149H147ZM207 150V149H206ZM205 149H204V151L203 152H201L200 151V149L198 150V151H200L201 153H203L202 155H204L207 151H206ZM226 150V152H229V151H227ZM242 152H241V151ZM243 150H245V151H243ZM260 150H257V152L258 151H260ZM124 153V154H121L120 156H119V153ZM143 151V150H142ZM176 151V150H175ZM206 151V152H205ZM253 151V150H252ZM264 151V150H263ZM26 152V153H25ZM117 152H119L118 153V155L116 154ZM136 152V151H135ZM134 152V153H135ZM144 153L146 152V151H143ZM195 152V151H194ZM205 152V153H204ZM209 152H211V151H209ZM246 152V153H245ZM251 152V151H250ZM255 152V151H254ZM256 152V153H257ZM25 153V155H23ZM28 153V154H27ZM150 152H148V154H149ZM233 153V152H232ZM255 153V154H256ZM133 154V153H132ZM147 154V156L145 155V157L144 158H147L149 155ZM180 154H179V156H180ZM186 154V155H185ZM199 154V153H198ZM206 154H208V153H206ZM210 154V153H209ZM209 154H208V156H209ZM250 154V153H249ZM254 154V153H253ZM253 154H250V155H252L253 156ZM254 154V155H255ZM262 154V153H261ZM140 155V157L141 158H143L142 156H141V153L139 152L138 153V156ZM143 156H144V154H142ZM190 155V154H189ZM256 155H258V154H256ZM264 155V153L262 154V155H260V157L261 156H263ZM136 156H137V154H136ZM151 156V155H150ZM177 156H178V154H177ZM176 156V157H177ZM191 156V155H190ZM200 156H201V154H200ZM208 156H203V160H205V162L204 161H202L201 160V163L202 162H204L205 164H206V166L208 165V163L210 162L209 160L210 159H208L209 157L211 158V155L208 157ZM125 158V159H128V160H130V158H131V160L130 161H134L135 160V158H133L132 159V157H134L133 155H132V157H129V158ZM175 157V158H176ZM185 157H183V158H185ZM193 157V156H192ZM246 157V156H245ZM257 156H255V158H256ZM138 158V157H137ZM137 158H136V160H137ZM179 159H183V158H180V157H178ZM198 158H200V157H198ZM205 158H207V160L205 159ZM234 158H233V160H234ZM243 158V157H242ZM248 158H250V157H248ZM255 158H252L251 160H253L254 161V159ZM124 159V161H126ZM138 159H140V158H138ZM189 159V161H187ZM186 158V159H184V160H182L181 161V164L179 163V161H178V164H180V165H182L183 166V169H184V167L185 166H188V164L192 161V160H190V158ZM257 160L259 159V156H258V158H256ZM260 159H262V158H260ZM264 159V158H263ZM141 160V162H142V159H140ZM139 160V161H140ZM145 160V159H144ZM196 161H198L197 160V158L195 159ZM234 160V161H235ZM245 160V159H244ZM244 160H242V162H241V164H243L244 166H243V168H242V166H241V171H244L243 169H244V167H247V166H251L250 168L248 167V169L246 170V174H245V176H243L245 179H247L246 177L248 176V178H250V177H252V176H250V175H253V174H258V175H260V176H262V173H263V169H262V166H264L263 165V163H261L262 164V166L260 165V163H257L256 161V163L255 162H253L252 163V161L251 162H247V163H245L246 161H244ZM123 160H122V162H120V163H122L123 164V162H124ZM129 161V162H130ZM139 161H138V163H139ZM207 161V162H206ZM236 161H235V163H236ZM244 161V162H243ZM249 161V160H248ZM262 161H264V160H262ZM261 160H259L258 162H262ZM137 162V161H136ZM194 162V163H193ZM126 162H124V164H125ZM133 163V162H132ZM138 163H136V164H138ZM192 163H193V166L191 167V168H189L191 165H192ZM197 163V165L195 166L194 164H195V161L193 160L192 162H191V165L189 164V170H187V168H185L187 171H189V172H191L190 171V169L192 170L193 168L195 169V168H199L198 167V163H199V165H200V161L199 162H196ZM203 163V164H204ZM234 163V162H233ZM234 163V164H235ZM236 163V164H237ZM251 165H250V164ZM135 164V163H134ZM132 165V164H130V167H131V165L133 166L132 168L134 169L133 170V174H132V176L131 175H129V176H131V178L133 177V175H134V173L135 172H137L136 170L138 169V166H135V165ZM140 164V163H139ZM138 164V165H139ZM209 164H211V162L209 163ZM249 164V165H248ZM253 164L254 165H257V167H254L253 166ZM129 165V164H128ZM152 165V164H151ZM202 165V164H201ZM238 165V164H237ZM119 166V167H118ZM205 165L203 166L202 165V167H206ZM209 167L211 166V165H208ZM120 167H123V168H120ZM153 167V166H152ZM239 167V166H238ZM137 168V169H136ZM139 168H141V166L139 167ZM146 168V167H145ZM204 168L201 170V168L199 169V170H197V169H195V170H197V172H199L200 170H201V173H202V171H203V173H204ZM122 169V170H121ZM136 169V170H135ZM143 169V168H142ZM206 169V168H205ZM210 168H208V170H209ZM146 170V169H145ZM145 170L143 169V171L145 172ZM194 170V171H195ZM207 170V169H206ZM205 170V173L204 174H206L207 172H210V170L209 171H206ZM239 170V169H238ZM126 171H124L125 173H126ZM139 171V170H138ZM152 171H154V170H152ZM194 171H193V173H194ZM213 171V170H212ZM211 171V172H212ZM240 171V172H241ZM189 172H188V174H189ZM196 172V173H197ZM245 172V171H244ZM244 172H242V174L244 175ZM139 174L138 175H140L141 177H142V174H141V170L138 172ZM143 173V172H142ZM200 173V172H199ZM144 174V173H143ZM147 174V173H146ZM204 174H199L201 177H206V175L208 176V174L210 175V173H208V174H206V175H204ZM212 174H213V172H212ZM247 174H249V175H247ZM137 175V174H136ZM137 175V176H138ZM149 175V174H148ZM191 175V174H190ZM197 174H195V176H196ZM199 175H197V176H199ZM214 175H215V178H213L214 180L216 179V174L214 173ZM247 175V176H246ZM145 176V175H144ZM155 176V175H154ZM199 176V177H200ZM146 177H148V176H146ZM146 177H144V178H146ZM149 177H151V176H149ZM213 177V175H211V178ZM218 177V176H217ZM257 177H259V176H257L256 175V178ZM143 178V177H142ZM152 178V177H151ZM202 178V179H203ZM208 178V179H207ZM205 180H206V182L208 181V180H210L211 178H210V176H208ZM210 178V179H209ZM256 178L254 179V182H253V177H252V179L250 180V179H248V181H250V183H251V181L253 182L252 184H253V186L254 185H256L255 184V180H256ZM133 179V178H132ZM135 179H136V176H135ZM140 179H141V181H140ZM148 179V178H147ZM200 179V178H199ZM199 179H196V180H199ZM218 179V178H217ZM221 179V178H220ZM146 180V179H145ZM205 180H203L202 181V183L201 184H204V182H205ZM223 180V179H222ZM259 179H257V181H258ZM262 180H263V178H262ZM140 181V183L138 184L137 182H139ZM151 181H153V180H151ZM216 182H218V180H215ZM224 181V180H223ZM248 181H246V182H248ZM6 182V183H7ZM135 182V181H134ZM210 182H213L212 180H210L208 183H209V185H211L210 184ZM259 182H262L261 180L260 181H258V183ZM130 183L133 185H130ZM148 183V182H147ZM147 183H146V185H147ZM151 183V182H150ZM214 183V182H213ZM220 183V182H219ZM218 183V185L220 186V184ZM224 183V182H223ZM3 184V183H2ZM145 184V183H144ZM143 184V185H144ZM158 184V183H157ZM199 184H200V181H199V183H198V186H199ZM215 184V185H214ZM214 184H212L211 186H213V188L214 187H217L216 186V183H214ZM222 184V183H221ZM225 184V183H224ZM252 184H251V186H252ZM261 184V183H260ZM260 184H258V185H260ZM264 184V183H263ZM262 184V185H263ZM142 185V186H143ZM149 186L147 187V186H145V188L147 187V188H149V187H151L150 185L151 184H148ZM206 185V184H205ZM208 185V184H207ZM247 185L249 186V184L247 183ZM257 185V186H258ZM1 186V185H0ZM5 186V184H3V186L2 187H4ZM7 186V185H6ZM5 186V187H6ZM115 186V187H114ZM202 186V185H201ZM247 186V188L248 189H251L250 187H248ZM9 187V186H8ZM112 187H114V189L113 190H115V188H117L114 192H113V190H112V192L110 193V189H112ZM156 187V186H155ZM203 187V186H202ZM221 187H222V185H221ZM230 187V186H229ZM261 187V186H260ZM41 188V189H40ZM131 188L129 189V190H131ZM144 188V189H145ZM217 188H220V187H217ZM224 188V187H223ZM231 188V187H230ZM258 188V187H257ZM135 189V190H136ZM142 189V188H141ZM206 189V188H205ZM236 189H238V188H236ZM241 189V188H240ZM9 190V188L8 189H6V192ZM127 190V189H126ZM148 190V189H147ZM223 190V189H222ZM221 190V191H222ZM254 190H256V188L254 187V189H253V192H254ZM259 190V189H258ZM262 191H263V189H261ZM260 190V191H261ZM3 191V190H2ZM128 191V190H127ZM134 191V190H133ZM132 191V192H133ZM139 195H141V197L142 196H144L147 192H145L144 194L142 193L141 194V192H142V190H140V188H139ZM149 191H151V190H149ZM217 191H220V189H218ZM225 191V190H224ZM241 191V190H240ZM259 191V192H260ZM0 192H1V190H0ZM126 192V191H125ZM131 192V191H130ZM215 192V191H214ZM226 192V191H225ZM247 193H250V192H248V190L246 191ZM256 192H258V191H255L254 193H256ZM134 193V192H133ZM150 192H148L147 194L148 195H152V194H149ZM162 193V192H161ZM179 193V192H178ZM234 193V192H233ZM236 193V192H235ZM253 193V194H254ZM126 194V193H125ZM132 194V193H131ZM220 193H218V195H219ZM224 194V193H223ZM222 194V195H223ZM239 194H240V192H239ZM238 194V192L236 193V194H234L235 195V197H233L234 195H232L231 197L232 198H236V195L238 196L239 195ZM264 193H262V195H263ZM5 195V194H4ZM135 195V196H134ZM138 195V196H139ZM158 195V194H157ZM156 195V196H157ZM176 195V194H175ZM183 195V194H182ZM209 195H210V193H209ZM217 195V196H218ZM240 195H242L240 198H242L245 194L244 193H241ZM239 195V196H240ZM257 195V194H256ZM261 195V196H262ZM132 196V199L131 200H133V197H136L137 196V194L136 193H134V194H132L131 195ZM152 196H154V195H152ZM213 196H215L214 194H213ZM228 196H230V195H228ZM227 196V197H228ZM245 196H247V194L245 195ZM248 196H249V194H248ZM5 197H6V195H5ZM9 197H7V199L9 198ZM123 197V196H122ZM140 197V196H139ZM139 197H137L135 200H138L139 201ZM140 197V198H141ZM145 199H147L148 198V196L147 195H145ZM211 197V196H210ZM219 197H221V195H219ZM223 197V196H222ZM252 197V196H251ZM255 197V196H254ZM257 197V196H256ZM259 197V196H258ZM264 197V196H263ZM150 198H152V197H150ZM155 198L156 197H154V200H155ZM170 198V197H169ZM216 198H218V197H216ZM226 198V197H225ZM231 198V199H232ZM239 197H237L235 200L238 202V201H240L241 202V200H246L247 198H245L244 197V199H238ZM7 199H6V202H7ZM153 199V198H152ZM158 199H160V197H157V201H156V204L159 202V200ZM213 199H215V197L214 198H212V201H213ZM219 200H220V198H218ZM224 199V198H223ZM223 199H221L222 201H223ZM253 199V198H252ZM264 199V198H263ZM1 200V199H0ZM4 200H5V198H4ZM120 200H121V198H120ZM135 200H133L134 202H135ZM161 200V199H160ZM178 200V199H177ZM209 200H210V198H209ZM221 200H220V202L219 201H216V200H214V201H216L217 202V204H216V202L215 203H213V202H211V203H213V205L214 204H216V206L220 209L221 207H223V209L221 208L220 210L223 212V214L224 213H227V216L230 214L229 212L231 211V208L229 207V210L230 211H227L228 209L226 208V206H228L227 204H226V201H225V203L223 202H221ZM247 200H249V199H247ZM247 200L246 201H244V202H247ZM2 202H3V199L1 200ZM42 201V200H41ZM44 201V200H43ZM149 201L151 202L152 200H150L149 199ZM179 201V200H178ZM207 201H208V199H207ZM234 201V200H233ZM235 201V202H236ZM258 201V200H257ZM259 201H260V199H259ZM2 202H0V203H2ZM120 202V201H119ZM118 202V203H119ZM140 202H141V200L139 201V203L138 204H140ZM166 202V201H165ZM184 202V201H183ZM218 202L221 204L222 203V205L224 204H226V206H221L220 205V207L218 206L219 204H218ZM228 202H230V201H228ZM234 202V203H235ZM243 202V203H244ZM112 203V204H111ZM130 203V202H129ZM142 203H144V205L146 204V201L145 202H141V205L140 206H142ZM163 204H164V202H162ZM161 203V204H162ZM175 203V202H174ZM173 203V204H174ZM210 203V204H211ZM250 203V202H249ZM261 203V202H260ZM259 203V204H260ZM106 204H108L107 205V207L109 208V205L111 204V205H113L115 208L117 207L118 209H119V211L122 213V212H125V213H122V214H118V213H120L119 211H117L118 209H115V208H113L112 206V209H113V211L114 210H116L115 211V214L114 213H112L111 212V207L108 209L107 207H105L106 206ZM121 204H118V205H121ZM147 204H148V201H147ZM151 204V203H150ZM150 204H148L147 205V207L149 208V206H150ZM159 204H160V202H159ZM177 204H179V203H177ZM177 204H176V206H177ZM186 204V203H185ZM231 204V203H230ZM245 205V203L244 204H242V203H239V205ZM8 205V206H7ZM154 205H155V202H154ZM154 205H152V209L154 208ZM166 205H167V203H166ZM166 205H164L165 207H166ZM180 206H182L181 205V202H180V204H179ZM187 205V204H186ZM208 205V204H207ZM213 205H211L212 207H213ZM247 205H249L248 203H247ZM246 205V206H247ZM262 205V204H261ZM123 206V205H122ZM139 206V207H140ZM159 207H160V205H158ZM175 206V204L173 205V207H176ZM206 206V205H205ZM215 205H214V207L213 208H215L216 207ZM238 206V205H237ZM252 206H254V205H252ZM257 206V205H256ZM136 207H137V205H136ZM135 207V210H133V211H135L134 212V214L133 215H135V213L137 212L136 210L139 208H136ZM145 207V206H144ZM142 207V209H145V208H147V207ZM168 207V206H167ZM171 207V205L169 206V208ZM211 207V208H212ZM215 208V210H217L218 208ZM244 208H245V206H243ZM258 207V206H257ZM33 208V207H32ZM133 208V207H132ZM151 208H150V210L149 209H147L146 211L148 212V210L149 211H152L151 210ZM178 208H180V207H178ZM190 208V207H189ZM193 207H191L190 209H192ZM195 208V207H194ZM210 208V209H211ZM262 208V207H261ZM264 208V207H263ZM262 208V209H263ZM29 209V208H28ZM27 209V210H28ZM31 209V208H30ZM134 209V208H133ZM171 209V208H170ZM197 209V208H196ZM195 209V210H196ZM209 209V210H210ZM219 209L217 210L219 213L221 212V211H219ZM225 209V210H224ZM227 209V210H226ZM246 209V208H245ZM244 209V210H245ZM157 210V209H156ZM155 210V211H156ZM167 210H168V208H167ZM167 210H165V209H163L162 208V205H161V207H160V209H158L156 212L158 213V215L160 214V213H162V212H164L163 214L165 215L166 214V212H167ZM179 209H177V211H178ZM183 210H185L186 211V209H184V207L182 208V212L181 213H183ZM199 210V209H198ZM213 211V209H212V211H213V215L214 214H216V213H218V212H216V211ZM241 210V209H240ZM250 209H248L247 210V213H248V211H249ZM258 210V211H257ZM256 211L257 212H259L258 213V215H256L257 217L261 214L262 216H264L263 214V210L262 211H260V209H257ZM3 211H0L1 213L3 212ZM131 211H132V209H131ZM131 211H129V212H131ZM132 211V212H133ZM139 211H140V209H139ZM139 211H138V213H137V215L139 216H141V213L142 212H140V214H139ZM141 211H143V210H141ZM146 211H143L144 213L146 212ZM170 211V213L172 214V212H171V210H169ZM168 211V212H169ZM176 210H174L173 211V215H171V216H169V215H165V217H166V225H168L169 224V226L168 227H165L164 228V226H166L165 225V223H164V225L162 226L161 225V227L162 228H159V230L161 229H166V230H168L169 232L171 231L172 233L174 232H176V234H177V232H179L180 230H183V229H185V228H183V229H181L180 227H181V224L179 223V221L181 222V221H183L182 219L181 220H179L178 221V219H176V221H177V224L179 223L180 225H179V230H178V228H177V225L175 226L174 224L176 223V221L173 223V220H175V217H177L178 215H176L175 217H173L174 216V214H176L177 212H175ZM179 211H181V209L179 210ZM190 211V210H189ZM188 211V212H189ZM192 211V210H191ZM227 211V212H226ZM236 211V210H235ZM242 211V210H241ZM240 211V213H245V212H241ZM108 212H110V213H108ZM131 212V213H132ZM156 212H154V215H155V213ZM175 212V213H174ZM195 212V211H194ZM251 212V211H250ZM111 213H112V215H111ZM127 213V214H126ZM143 213V214H144ZM151 212H149L148 214H150ZM218 213V214H219ZM239 213V212H238ZM263 213V214H262ZM114 214V215H113ZM118 214V215H117ZM143 214H142V216L141 217H143ZM146 214V213H145ZM184 214V213H183ZM182 214V215H183ZM191 214H194V213H191ZM211 214H212V212H211ZM221 214V216L220 215H218V217L220 218V219H218V221L219 220H221V218H222V213H220ZM2 214H0V216H1ZM120 215V216H119ZM132 216V214H129V216ZM152 215V214H151ZM164 215H162V218H163V216ZM181 215V214H180ZM181 215V216H182ZM198 215V214H197ZM232 215H234V212L232 213ZM249 215V214H248ZM112 216H116V217H112ZM153 216V215H152ZM181 216H178V218L179 217H181ZM196 216V215H195ZM242 215L240 214V218H242L241 217ZM243 216H245V215H243ZM24 217V216H23ZM26 217V216H25ZM150 217V216H149ZM158 217L159 216H157V220L160 222L161 220H159L158 219ZM184 217V216H183ZM182 217V218H183ZM189 217H191V215L189 214V216H187V218H189ZM214 217H216V218H218L217 216H215L214 215ZM238 216H237V218H233V217H231L230 219H233V220H230V219H227V218H225V216H223V218L224 219H227V220H229L227 223H226V221H225V223H224V221H222L223 223L221 224L220 222L221 221H219V222H217V220H214V221H216L215 223L216 224H218V225H220V226H218V225H216V226H218V227H221V226H223V224H224V226H223V228H219L221 231H222V229H226L227 231V233L228 234H233V233H235V232H233V233H229V231L231 230H229L228 229V227L230 226V227H233L234 225H237L238 226V228H239V226L240 225H242L244 222H245V220H246V218H242L243 220H241L240 218H239ZM251 217H252V215H251ZM28 218V217H27ZM115 219V220H113L112 221V219ZM140 218V217H139ZM173 218V219H172ZM194 218V217H193ZM215 218V219H216ZM259 218H260V216H259ZM35 219V218H34ZM110 219H111V221L112 222H109L110 221ZM141 219H143V218H141ZM147 219H148V217H147ZM146 219V221H148ZM180 219V218H179ZM201 219V218H200ZM203 219V218H202ZM235 219V220H234ZM240 219V220H239ZM248 219V218H247ZM4 220V221H3ZM25 220V219H24ZM145 220V219H144ZM152 221H154V223L159 227L160 226V223L159 222H157V220H156V218H155V220H153V219H151ZM163 220V219H162ZM185 220H187V219H185ZM264 220V219H263ZM145 221V222H146ZM213 221V220H212ZM230 221H232V222H234V224H231V222ZM236 221H239V223L241 222V221H243V223L241 222V224H235V223H237ZM32 222V221H31ZM108 222H109V224H108ZM208 222V221H207ZM230 222V223H229ZM248 222V221H247ZM144 223V222H143ZM148 223V222H147ZM162 223V222H161ZM168 223V224H167ZM182 223V222H181ZM198 223V222H197ZM229 223V224H228ZM183 224H185V223H183ZM187 224V223H186ZM205 224H207V223H205ZM214 224V223H213ZM226 224H228V227L226 226ZM232 226H231V225ZM261 224H262V222H261ZM3 225V224H2ZM40 225V224H39ZM153 224H151L150 225V222L148 223V225H147V227H148V229L147 230H150V228H149V226H151L152 228L154 227V226H152ZM190 225V224H189ZM199 225V224H198ZM201 225V224H200ZM183 226V225H182ZM213 226V225H212ZM211 226V227H212ZM236 226V227H237ZM146 227V226H145ZM170 227V228H169ZM204 227V226H203ZM226 227V228H225ZM246 227V226H245ZM18 228V227H17ZM26 228V227H25ZM151 228V229H152ZM242 228V227H241ZM240 228V229H241ZM27 229V228H26ZM37 229V228H36ZM146 229V228H145ZM145 229H144V231H145ZM156 229V228H155ZM154 228L152 229V235L151 236H155V240L156 239H158L157 237H159L158 235H160V236H162V233L160 234V233H158V235L156 234L158 231H156V233H154L155 230ZM171 229H173V230H175V229H177L176 231H173V230H171ZM191 229V228H190ZM214 229H216V227H214ZM4 230V229H3ZM101 230H103V231H101ZM112 230H115L114 228L112 229ZM111 230V231H112ZM147 230H146V232H147ZM160 230V231H161ZM185 230H187V229H185ZM185 230H183V231H185ZM213 230V229H212ZM219 230V231H220ZM232 230H233V228H232ZM30 231V230H29ZM109 231V230H108ZM151 231V230H150ZM162 231H164V230H162ZM168 231H166L167 233H168ZM183 231H180V233H178V235H180L179 236V240H177L176 239V236L174 235V233L172 234V233H170V235H168V236H170L171 237V235H173L172 237H174L173 238V240L172 241H174L175 240V242L174 243H176L177 245H173L174 247L173 248H175V249H173V250H175V254L173 253V252H169V254H171V253H173V255H176V253H178L179 251H180V253H181V257H182V254H183V252H185L184 251V248H186V249H188V250H186V254L188 253V251H189V249L190 248H188V247H190L191 246V248L192 249H194V246H195V243L197 244V241L194 239L195 237H193V240H195V241H193L192 240V237H191V239L189 240L188 239V237H187V235H188V233H187V235L185 234V236L183 237L182 235H184V233H186V232H183ZM189 231V230H188ZM191 231V230H190ZM215 232H216V236L218 235L219 237H220V240H221V242H220V244L222 243V241H224L222 238H221V236H222V234L220 233V232H217L216 230H214ZM102 232H104V234L102 233ZM110 232V231H109ZM120 232V231H119ZM183 234H182V233ZM197 232V231H196ZM225 231H223L222 233H226ZM231 232V231H230ZM240 232V231H239ZM24 234H25V232H23ZM30 233V232H29ZM148 233H149V231H148ZM163 233H165V232H163ZM208 233V232H207ZM218 233H220L221 234V236L218 234ZM226 233V234H227ZM39 234V233H38ZM110 234V233H109ZM108 234V236H111V235H109ZM113 234V233H112ZM144 234V235H143ZM143 234H140V235H138L137 237H139V238H141V237H143L144 238V236H146L145 234L146 233H143ZM189 234H191L190 232H189ZM197 234V233H196ZM226 234H223L224 236H226ZM3 235V234H2ZM25 235H27V234H25ZM107 235V234H106ZM114 235V234H113ZM114 235V236H115ZM123 235V234H122ZM128 235V234H127ZM127 235H124L123 236V239H124V237L125 236H127ZM142 235V236H141ZM194 235V234H193ZM207 235V234H206ZM205 235V236H206ZM229 235V236H230ZM9 236V235H8ZM17 236V235H16ZM28 236V235H27ZM26 236V237H27ZM30 237H31V235H29ZM28 236V238L29 239H31L30 237ZM113 236V237H114ZM151 236H146L147 238H151ZM153 236V237H154ZM165 237H167L166 235H164ZM192 236V235H191ZM233 236V235H232ZM232 236H231V238H232ZM26 237H24V238H26ZM112 237V236H111ZM116 237V236H115ZM128 237H129V235L127 236V239H124V240H127L128 241ZM134 237H136V236H134ZM145 237V238H146ZM0 238H2V237H0ZM8 238V237H7ZM21 238H23V237H21ZM28 238H26V240L28 239ZM117 238V237H116ZM116 238L114 239L115 241H116ZM142 238V240H144ZM161 238V237H160ZM203 238H204V235H203ZM214 238V237H213ZM225 238V237H224ZM230 238V239H231ZM233 238H236V236H234ZM17 239V240H16ZM56 239V241L54 242V240ZM107 239V240H106ZM129 239H131L130 237H129ZM136 239V238H135ZM162 239V238H161ZM160 239V240H161ZM165 239V238H164ZM163 239V240H164ZM170 239V238H169ZM207 239V238H206ZM211 239H212V237H211ZM210 238H209V240H211ZM230 239H228V240H230ZM4 241V243L6 244L7 243V241ZM24 240V239H23ZM104 240H106V242L104 241ZM123 240V241H124ZM132 240V239H131ZM141 239H140V242L142 241ZM155 240H153V241H155ZM217 240V239H216ZM228 240L226 241V242H228ZM236 240H238V239H236ZM15 241V242H14ZM135 241V240H134ZM157 241V240H156ZM155 241V242H156ZM165 243H167V240L165 239ZM172 241H171V239L170 240H168V244H171L172 243ZM193 241V242H192ZM213 241V240H212ZM214 241H215V239H214ZM232 241V240H231ZM234 241V240H233ZM232 241V242H233ZM239 241V240H238ZM24 242H25V240H24ZM27 242V241H26ZM116 242V243H117ZM120 242V243H119ZM154 242V243H155ZM195 242V243H194ZM205 242V241H204ZM208 242V241H207ZM232 242H230V244H231V247H232V249H233V246H232V244H234V242L232 243ZM9 243V242H8ZM146 243V242H145ZM149 244H150V240H149V242H148ZM146 244V245H149V244ZM158 243H159V240H158ZM164 243V244H165ZM198 243H199V241H198ZM203 243V242H202ZM202 243H200V244H202ZM215 243V242H214ZM217 243V242H216ZM0 244H2V242L0 243ZM26 244V243H25ZM123 245H124V243H122ZM136 244V243H135ZM151 244L153 245V243L151 242ZM157 244V243H156ZM159 244H162V243H159ZM164 244H163V246H164ZM173 244V243H172ZM199 244V245H200ZM207 244V243H206ZM219 243H217V245H218ZM222 244H224V243H222ZM226 244H228V243H226ZM236 244V243H235ZM240 244V243H239ZM28 245H29V243H28ZM109 245V244H108ZM116 245V244H115ZM122 245V246H123ZM152 245H150L151 247H152ZM155 245V244H154ZM190 245V246H189ZM194 245V246H193ZM198 245V244H197ZM197 245H196V247H195V250H196V248H197ZM208 245H209V243L207 244V247H208ZM216 245V244H215ZM229 245V244H228ZM5 246V245H4ZM13 246V245H12ZM15 246V245H14ZM83 246H86L88 249H86L85 247H83ZM157 246H158V249H159V245H156V248H157ZM162 246V249L164 250L165 248H166V250H167V246H170V245H166L165 244V246L166 247H163ZM193 246V247H192ZM201 246H203V245H201ZM236 246V245H235ZM6 247V246H5ZM8 247H10V245L8 244ZM85 248V250L86 251H83L82 249H80V248ZM125 247V246H124ZM128 247H130V245L128 246ZM135 247V246H134ZM139 249V251H141V250H143V251H141V252H139L138 250H137V248ZM135 248H136V251L135 250H133V249H135V248H133L132 250V252L131 253H133L134 251L135 252H139V253H142V255H145L146 257L145 258H147V257H149V258H147L145 261H144V263L146 262L147 263V260L149 261V260H152L153 258H151L150 257V255L148 256V253L149 252H151V251H153V249L155 248L154 246V248L152 247L151 249L152 250H150V247L148 246V247H146V249L143 247H138V246H136ZM160 247H161V245H160ZM171 247H172V245H171ZM170 247V248H171ZM206 247V248H207ZM217 247H219V245L217 246ZM225 247H226V245H225ZM227 247H229V246H227ZM239 247V246H238ZM2 248V247H1ZM4 248V247H3ZM13 248V247H12ZM126 248V247H125ZM131 248V247H130ZM154 249V251L155 252H157L158 250L157 249ZM203 248V247H202ZM206 248H204V250H206ZM209 248V247H208ZM7 249V248H6ZM9 249V248H8ZM109 249V250H108ZM148 249H149V251H148ZM161 249V250H162ZM183 249V250H182ZM227 249H229V248H226V250ZM235 249V248H234ZM30 250V249H29ZM28 249L26 250V251H29ZM45 250V251H44ZM157 250V251H156ZM191 250V249H190ZM210 250V249H209ZM208 250V251H209ZM213 250V249H212ZM6 252L8 251H11L12 252V249L10 248L9 250H5ZM113 251V250H112ZM129 251V250H128ZM131 251V250H130ZM145 251H146V253H145ZM153 251V252H154ZM169 251H171V249L169 250ZM211 251V250H210ZM228 251H230V250H228ZM7 252V253H8ZM31 252V251H30ZM108 252H110L111 253V255H110V253L108 254ZM160 251H158V253H159ZM190 252V251H189ZM214 252V251H213ZM217 252V251H216ZM29 253V252H28ZM119 254L118 256H120L122 259H120L116 254ZM162 253H163V251H162ZM162 253H159V256H160V254H162ZM164 253H166V251H164ZM163 253V254H164ZM184 253V254H185ZM203 253H205V252H203V251H200V250H196V252H195V254H198V255H196L197 257L199 256L200 257V255H202ZM219 254L221 253V252H218ZM235 253V252H234ZM247 253V252H246ZM130 254V253H129ZM136 254H138V253H136ZM186 254H185V256H183V263H182V261H181V257H179V260H180V262L178 263L177 262V264H184V262H187V260H189V259H187V257H186ZM190 254V253H189ZM195 254H193V255H195ZM207 254V253H206ZM228 254V253H227ZM241 255H242V253H240ZM2 254H0V256H1ZM157 255V254H156ZM172 255V256H173ZM179 255V254H178ZM192 254H191V256L190 255H188L187 254V256H188V258H190V257H192L193 256ZM223 255V254H222ZM233 255V254H232ZM116 256H117V258H116ZM139 256V255H138ZM159 256H158V258H159ZM163 255H161L160 257H162ZM196 256H193L194 258L196 257ZM204 256V255H203ZM246 256V255H245ZM140 257H142L141 255H140ZM144 257V256H143ZM157 257V256H156ZM169 257V256H168ZM174 257V256H173ZM186 259H185V258ZM198 257V258H199ZM208 257V256H207ZM230 257V256H229ZM239 257V256H238ZM237 257V258H238ZM4 258V257H3ZM166 258V257H165ZM175 258V257H174ZM203 258V257H202ZM220 258H221V256H220ZM220 258H218V259H220ZM227 258V257H226ZM236 258V259H237ZM246 258V257H245ZM144 259V258H143ZM161 259V258H160ZM177 259V260H176ZM176 259H174V260H176V261H178V256L176 255ZM185 259V260H184ZM216 259V258H215ZM244 259V258H243ZM247 259V258H246ZM167 259H165V261H166ZM169 260V262H170V259H168ZM202 260V259H201ZM227 260V259H226ZM241 260V259H240ZM120 261H122V262H120ZM190 261H191V259H190ZM234 261V260H233ZM192 262H194L193 260H192ZM191 262V263H192ZM203 262V261H202ZM207 261H205V263H206ZM210 262V261H209ZM243 262V261H242ZM150 263V262H149ZM149 263H147V264H149ZM204 263V262H203ZM203 263H201V264H203ZM0 264H1V262H0ZM125 264V263H124ZM152 264V263H151ZM168 264V263H167ZM187 264H188V262H187ZM189 264H190V262H189ZM196 264H198V263H196ZM218 264V263H217ZM230 264V263H229ZM233 264V263H232ZM257 264V263H256Z\"/></svg>", "mask_w": 264, "mask_h": 264}, {"label": "rangeland", "instance_id": "2", "mask_svg": "<svg viewBox=\"0 0 264 264\" xmlns=\"http://www.w3.org/2000/svg\"><path fill=\"white\" fill-rule=\"evenodd\" d=\"M104 1H107V0H0V54H2L3 53V55H0V68L2 67V65H5V67H4V70L3 69H1L0 70V76H1V74H2V72L3 71H5V73L4 74H8L7 76L6 75H4V74H2V76L0 77V84H2V83H4V82H2L1 81V79L2 80H5V77H6V79H8V82H9V80H14L15 79V77H20L22 74L24 75V73H26V74H28V72H30V70L29 69H31L33 66H35L36 65V63L37 64H41L40 62H42L43 61V56H44V58H45V60H44V63L43 64H48L50 61H49V59L51 60V62H56L55 60L57 59L58 61H60L59 59H63L62 60V63H61V61L59 62V64L61 65V64H64V61H66V60H70V55H72V53H73V51H75L77 48H79L80 47V45H81V41L84 39V38H86L87 36H91V35H94L95 34V32H96V30H97V28H98V26H99V23L97 22V19L98 18H96L95 17V14L93 13V14H88L87 12H88V9L89 8H106V6L102 3V2H104ZM232 0H226V1H223V2H220L218 5H215L214 6V8L213 9H215V8H218V11H215L213 14L211 13V15H209V16H207L206 17V20L204 21V23H206L207 25H211L212 27H213V23L214 24H216L217 26H215L214 25V30L216 31V32H221L222 33V36L220 37V39H222V41H221V49H220V51L222 50V52L224 51L223 49L226 47L227 49H225V51L223 52L224 54L226 53V50H233V51H236V50H238L239 49V46L237 47V45L238 44H240V43H246V46H249L250 44V48L248 47V50H250V49H252V48H254V49H252V50H250L251 51V54L253 55V54H255L256 55V53L258 52V54H257V57H256V59L254 60V63L256 62L257 64V68L255 69L256 71H257V69H259L257 72L259 73V75H258V77H257V74L258 73H255L256 75L254 76V75H252L251 76V74H250V70H248L247 69V73H245L246 72V70L244 69L245 67L246 68H248V66H247V64L245 65V64H243V63H241V64H239V65H236V66H234L233 68H229V72H227L228 73V75L226 76V78L224 79V76H221L220 75V73L217 71V70H215L214 69V72L211 70V71H209L208 73H206L207 75H205L204 74V76H203V72L201 73V71H202V69H200V66L202 65V64H204V60H206V61H208L207 60V58H205L201 53H200V55L199 56H197L198 55V45H195V44H197V42L195 43V40H196V38L198 37V35H199V37L202 35H200V33L199 34H197V33H195V32H193V33H195V34H193V35H189L190 37H188L189 39L191 38V39H193L192 40V42L191 41H186L185 39H187V38H185L188 34H190V32H192L193 30H191V31H188L187 32V35L184 37L185 39H184V41H180L181 43H182V46L181 47H174L173 45H174V43L178 40V39H176L175 40V38L173 37V35L175 34V32H176V30H178L177 32H179L180 30H179V28L177 29H172L171 30V26H172V24H170V26H169V24L167 23V28H168V26H169V28L168 29H166V28H164L165 26H166V24H164V25H162L161 26V28L163 29L164 28V31H165V33H163V31H161V35H162V33L164 34V38H162V36H160V38H151V37H149L150 39H149V45L151 46V45H154L153 47L151 46V47H149V48H146L145 46V44H143V43H146V42H144V40L143 41H141L142 43V45H144V47L145 48H142L140 45V42L137 44V41H136V43H133L131 40H130V38H129V40L131 41V43H124V45H118L119 47V50H117V51H120L119 53H120V55L118 54L117 55V53H115L114 54V59H115V57H116V59L115 60H117L116 62H115V60L113 59V61H112V65L113 66H115L116 67V69L114 70V72H116V73H114V75L115 74H117L118 76L116 77V75H115V78L113 77L112 78V80L113 81H111L112 83L113 82H115V83H113V85L115 84H122L126 79H128V75H129V70H130V73H131V77H132V80L134 81V82H140L139 84L138 83H135L134 85L135 86H137V87H140L141 86V88H138V93L139 94H141V95H144V96H141V95H139L138 93H137V98L138 97H140L141 96V99L139 98V99H137L138 101H137V103H134L135 105H134V108H135V110L134 109H132L133 111H129V113H127V114H125L124 116H122V113H119V112H121V109L123 110V109H126V108H132V104L133 103H122L121 105L119 104V106L117 107V106H114L113 105V103H114V101H113V103H111V105H112V107H111V111L113 110L114 111V113L115 112H117V114L115 115V118L116 119H119L120 121H123L124 122V124H123V126L121 127L122 128V130L124 129L125 131H127L128 130V133H130V136H129V138L127 139V141L129 142L131 139V142L128 144V149L126 150V155L128 154V150H130L131 152H130V155L131 156H129V157H132V155L134 156V157H132V159L133 158H135V160L134 161H130L131 160V158H130V160H128V159H125V158H127V157H124L125 156V152L124 153H122L121 151V153H119V152H117L116 154L118 155V153H119V156L121 155V154H124V155H121V156H123V159H120L119 160V162H117L118 164L117 165H124L123 167H129V168H131L132 169V172H133V164L135 163H138V161L140 160V159H142V162H141V160L139 161V165L138 164H134L135 166H138V169L136 170L137 172H135L134 173V175H133V179L131 178V176H132V172H130L131 171V169H129V168H126L125 170L123 169V172H122V175H121V171H120V176L122 177V176H125V174H126V176H127V173H129L130 172V174L129 175H131V176H127V177H130V178H128L129 179V182H133L134 184L136 183V180H137V178L139 179V177L143 180V181H145V182H142L141 184L143 185L144 183V185L142 186H138L137 187V189L136 188H134L135 187V185H134V187H124V191L121 193V196L119 197V200H118V202L117 203H115V204H117L116 206L118 207V206H121L122 207V210L121 211H123V209L125 210V208H123V207H125V205L128 203V204H130V205H126V207L128 206H132L131 205V203L133 202V203H136V201H137V207H136V205L134 206H132L131 207V209H132V211L133 210H135V207L136 208H138L140 205H141V202H145L146 201V204L144 205V203H142V206H140L136 211V213H135V215H133L134 214V212L135 211H131V209H127V213H129V214H132V216L130 215L129 216V214L128 215H126V217H123L122 215H124V214H122V213H125V212H120L119 211V209L116 207H114L113 205H109V208L112 206L113 208H115V209H118L117 211H119L120 213H118V214H122L121 215V218H117L116 216H112V217H116V220L113 218L112 219V221L113 220H115V221H111V219H110V221L109 222H112V224H109V222H108V224H109V226L111 227L112 225H114L113 227H111L112 229L114 228L115 230H110V229H108V230H106L105 229V231L106 232H108V233H105V236H106V238H108V240H109V238L111 239V241L113 240L114 242H112V243H110V242H106V240H104L105 242H106V246H107V248H111V245L112 244H114V245H112V248L114 247H117V246H119L118 245V242H117V239L119 238L117 235H119V236H121L122 237V239H121V247H122V249H120V247L118 248H115V250L114 249H110V252L112 253H114L115 251L117 252L119 249V252L118 253H120L121 251L124 253V256H122L123 255V253L121 252L120 254H121V256L123 257V261H124V263L125 264H147V263H149V264H177V262L179 263L180 262V260H179V257H181L180 255H181V253H180V251L178 252V253H176V255L178 256V261H176L177 259H176V255H173V253L175 252V250H173V249H175V248H173L174 246L173 245H177L176 243H174L175 242V240L174 241H172L173 240V238L176 236V239L177 240H179L180 238H179V236L180 235H178V233H180V231H183V230H185V229H187V230H185V231H183V232H186V233H184V235H182L183 237L185 236V234L187 235V233H188V235H187V237H188V239L190 240L191 239V237H192V240H193V237H195L194 239L197 241V244L195 243L196 241L195 240H193V241H195L194 243H195V246H194V249H192L191 248V246L190 247H188V248H190L189 249V251H188V255H190L191 256V254L193 255V254H195V252H196V250H200V251H203V252H205V253H203L202 255H200V257L198 258L196 255H198V254H195V255H193V256H196L195 258L192 256V257H190V258H188V256H187V254L185 253L186 252V250H188V249H186V248H184V251L185 252H183V254H182V259H181V261L183 260V256H185V254H186V257H187V259H189V260H187V262H188V264H189V262H190V264H196V263H198V264H201V263H203V264H264V216H262L261 214L259 215L260 216V218H259V216L257 217L256 215H258V213L259 212H257L258 210L257 209H260V211H264V194L262 195V193H264V171H263V173H262V176H260V175H258V174H253V175H250V176H252L253 177V182H254V179L256 178V175L257 176H259V177H257L256 178V180H255V184L256 185H254L253 186V182L251 181V183H250V181H248V179H252V177H250V178H248V176L247 175H249V174H247L246 176V178L247 179H245L243 176H245V174L247 173L246 172V170L248 169V167L249 166H247V167H244V171H241L242 169H241V166H242V168H243V164H241V162H242V160H244V161H246L245 163H247V162H251L252 161V163L253 162H257V163H260V165L262 166V164L261 163H263V165H264V161H262V160H264L263 158H264V155L263 156H261L260 157V155H262L263 153H264V147H261V150L260 149H257L258 147L260 148V146H256L257 148L256 149H251L250 147H252V148H255V146L253 145V144H256L257 143V141H259V140H261V141H259V144L261 145V146H263L264 145V143H260V142H262V141H264V139L262 140V138H264L263 136V133L261 134V136L259 135V133H258V135L256 136V134H257V131L256 132H252V131H250L251 129H249L250 127H251V124H252V120L254 119H251L250 117V115L248 114V112H250L251 111V113L253 114H258V115H261V113L262 112H264V109L263 110H259V107L260 108H263L264 107V103L263 102H257L258 104H257V106H255L254 107V105L256 104V103H252V102H256V101H260V99H261V101H263L262 100V97H264V95H262L263 93L260 91L259 92V90H258V92H256V94L254 93L253 95H255V96H253L252 94H249L248 92H249V90H254L256 87H257V89L258 88H263L264 86H262V85H264V84H262V83H264V78H263V76H264V65L262 66V64H264V25H262V27H261V24H262V22L264 23V16H262V14H264V3L263 2H261L260 0H233L234 1V3L232 2V3H230ZM240 1L242 2V3H240ZM262 1H264V0H262ZM226 2V3H225ZM235 2H238V3H235ZM247 2V3H246ZM260 2V3H259ZM223 3V4H222ZM263 3V5H261ZM231 4V5H230ZM235 4V5H234ZM240 4V5H239ZM238 5V6H237ZM242 5V6H241ZM246 5V6H245ZM259 5H261L260 7H259ZM218 6V7H217ZM241 6V7H240ZM245 6V7H244ZM237 7V9H235ZM258 7V8H257ZM88 8V9H87ZM225 8H227V9H225ZM239 8V9H238ZM261 8V9H260ZM85 9L87 10V11H85ZM170 9V13H174V11H171L172 9H173V7H171V8H169ZM244 9V10H243ZM247 9V10H246ZM225 10V11H224ZM234 10H236V13H234ZM239 10V11H238ZM260 10V11H259ZM105 11H107V10H105ZM104 11V12H105ZM242 11V13L243 14H239L240 12ZM213 12V11H212ZM228 12V13H227ZM238 12V13H237ZM262 12V13H261ZM258 13V14H257ZM239 15V17H238V15ZM220 15V16H219ZM226 15V16H225ZM220 18H219V17ZM249 16V17H248ZM209 17V18H208ZM213 18V22L211 23V24H208V23H210L211 22V19ZM215 18V19H214ZM232 19V20H231ZM207 20H209V21H207ZM224 20V21H223ZM235 20V21H234ZM241 20V21H240ZM243 20V21H242ZM238 21H240V24L238 23ZM257 21V22H256ZM208 22V23H207ZM236 22V23H235ZM226 23V24H225ZM248 23V24H247ZM205 24V25H206ZM224 24V25H223ZM233 24V25H232ZM242 24V25H241ZM244 24V25H243ZM257 25V26H256ZM154 26H155V28H154ZM164 26V27H163ZM244 26V27H243ZM149 26H147V28H148ZM237 27H239L238 28V31H237ZM160 29V26H157V25H152V26H150L149 27V29H146V31H145V33L143 32V34H146L147 35V32H154L155 30H159ZM221 30H219V29ZM234 28V29H233ZM235 28H236V32H239V31H246V33H247V31L249 32V34H246V35H244L243 37H241V38H239L235 33L236 32H234L233 30H235ZM247 28H249V29H247ZM257 28V29H256ZM161 29V30H162ZM167 30V32H166V30ZM231 29V30H230ZM233 29V30H232ZM242 29V30H241ZM260 29V30H259ZM148 30V31H147ZM153 30V31H152ZM169 30V31H168ZM174 31V32H173ZM223 31H225V32H223ZM231 31H233V33L234 34H231L232 32ZM136 32H138V31H136ZM229 32H231V33H229ZM133 33V32H132ZM139 33V32H138ZM167 33V35H165ZM169 33V34H168ZM171 34V35H170ZM177 34H180V32L179 33H176V35ZM197 34V35H196ZM229 35V34H231V36L233 35V37H231L230 35L229 36H226V35ZM175 35V36H176ZM194 35H196V36H194ZM130 36V35H129ZM133 36V35H132ZM194 36V37H193ZM248 36V37H247ZM251 38H250V37ZM263 36V37H262ZM168 37H170V38H168ZM196 37V38H195ZM245 37H247L245 40L243 39V38H245ZM10 38V39H9ZM135 37H132L131 39H134ZM146 38V37H145ZM147 38H148V35H147ZM162 38V39H161ZM172 38H174V40L172 39ZM195 38V39H194ZM225 38V39H224ZM230 38H231V40H232V43L233 44H231L230 43ZM234 38H237V40L238 41H236ZM152 39H154V41L157 43L158 41H159V44L157 43H153L154 41H152ZM159 39V40H158ZM167 39H168V41H167ZM228 39H229V46L227 47V45H228ZM243 39V40H242ZM255 39V40H254ZM261 39V40H260ZM263 39V40H262ZM20 40V41H19ZM146 40V39H145ZM158 40V41H157ZM160 40L162 41L161 43H160ZM170 40V41H169ZM180 40V39H179ZM179 40L175 43V44H177L178 42H179ZM182 40V39H181ZM235 40V41H234ZM241 40L243 41V42H241ZM146 41H148V39L146 40ZM152 41V42H151ZM165 41V42H164ZM172 41H173V43H172ZM185 41H186V43H185ZM245 41V42H244ZM150 42H151V44H150ZM164 42V43H163ZM167 42H169V43H172V44H169V43H167ZM189 42H190V44H189ZM250 44H249V43ZM18 43V44H17ZM133 43V45H131ZM146 43V44H147ZM153 43V44H152ZM186 45H185V44ZM226 43H227V45H226ZM237 43V44H236ZM247 43H248V45H247ZM252 43H255V44H252ZM257 43L259 44V45H257ZM261 43V44H260ZM23 44H28L26 47L25 46H22ZM126 44V45H125ZM135 44H136V46H137V49H136V47H135ZM140 44V45H139ZM162 44V45H161ZM194 44V45H193ZM21 45V46H20ZM76 45H77V47H76ZM138 45H139V48L141 49V51H139L140 49L138 48ZM168 45V46H167ZM170 45V46H169ZM191 45V46H190ZM226 45V46H225ZM234 45H235V47H234ZM257 45V46H256ZM20 46V47H19ZM156 46H159L160 48H163L164 46L166 47V48H163L162 50H160V51H162V53L161 52H159V48H157ZM172 46H173V48H172ZM193 46H195V49H193L194 47ZM225 46V47H224ZM230 46H233V47H230ZM253 46H255V47H253ZM258 46H259V48H258ZM75 47V50L73 49ZM125 47V48H124ZM126 47L127 48H131L132 49V51H133V53H129V51H131V49L128 51H126ZM133 47H134V49H133ZM156 47V48H155ZM185 47V48H184ZM224 47V48H223ZM261 47H262V50H261ZM10 48V49H9ZM117 48V49H118ZM122 48V49H121ZM151 48H153L152 50H149V49H151ZM179 49V51H181V52H179V56H178V58H177V55H178V50L177 49ZM190 48V49H189ZM198 48V49H197ZM229 48V49H228ZM258 48V49H257ZM6 49V50H5ZM136 49V50H135ZM147 49H148V52H147ZM181 49V50H180ZM256 49H257V51H256ZM8 50V51H7ZM65 50V51H64ZM73 50V51H72ZM145 50H146V52H145ZM155 50V51H154ZM174 50V52H171V51H173ZM186 50V51H185ZM194 50V51H193ZM195 50H196V52H195ZM240 50V49H239ZM31 51V52H30ZM34 51V52H33ZM144 51V52H143ZM158 51V52H157ZM176 51V52H175ZM184 51V52H183ZM193 51V52H192ZM232 51V53H233V55H239V53H240V51H238V54H236V52H233ZM67 52V53H66ZM72 52V53H71ZM125 52V53H124ZM129 54H128V53ZM134 52L136 53V55L134 54ZM138 52H141V53H138ZM156 52V53H155ZM167 52V53H166ZM8 53H11V54H8ZM34 53V54H33ZM59 53V54H58ZM66 53V54H65ZM145 53V55L147 54V57L145 56H143L142 54H144ZM155 53V54H154ZM170 53V54H169ZM175 53V56L173 55ZM177 53V54H176ZM183 53V54H182ZM197 53V54H196ZM39 54V55H38ZM51 54V55H50ZM53 54V55H52ZM56 54V55H55ZM58 54V55H57ZM75 54V52L73 53V55ZM134 54L135 56H134V58L132 57V55ZM139 54V55H138ZM157 54V55H156ZM180 54H181V56H180ZM48 55V56H47ZM117 55V56H116ZM131 55V56H130ZM140 55L141 56H143V60H144V62H143V60H142V58H140ZM169 55V56H168ZM171 55V56H170ZM192 55H193V57H192ZM201 55H202V58H201ZM205 55V54H204ZM2 56V57H1ZM4 56H6V58H7V63H4ZM50 56V57H49ZM55 56V57H54ZM68 56V58H66ZM128 56H130V57H128ZM138 56V57H137ZM184 57V59H183V57ZM261 56H263V57H261ZM53 57V58H52ZM65 57V58H64ZM170 57V58H169ZM196 57H198V58H196ZM2 58H3V60H2ZM126 58H128V59H126ZM135 58H137V59H139V62H141L142 64H140L137 60L136 61H133ZM169 58V59H168ZM172 58H175L176 60L174 61V63L170 66V65H168V63L170 62V60H172ZM182 60H181V59ZM195 58V59H194ZM262 58H263V60H262ZM9 59V60H8ZM131 59V61H129ZM133 59V60H132ZM203 59V60H202ZM167 60V61H166ZM190 60V61H189ZM197 60V61H196ZM201 60H202V62H201ZM58 61L56 62V63H58ZM263 61V62H262ZM67 62V61H66ZM114 62V63H113ZM132 62V63H131ZM134 62L136 63V64H134ZM190 62V63H189ZM198 62V63H197ZM2 63H4V64H2ZM202 63V64H201ZM259 63V64H258ZM67 64H69V63H67ZM122 64V66H120ZM129 64H131V65H129ZM141 65V67H140V65ZM166 64V65H165ZM175 64H177V65H175ZM8 65V66H7ZM66 65V64H65ZM133 65V66H132ZM136 65V66H135ZM168 65V66H167ZM190 65V66H189ZM192 65V66H191ZM7 66V67H6ZM31 66V67H30ZM117 66H120V67H118L117 68ZM135 66V67H134ZM139 66V67H138ZM170 66V67H169ZM174 66V67H173ZM178 66V67H177ZM179 66H181V67H179ZM184 66V67H183ZM238 66V67H237ZM258 66H259V68H258ZM262 66V67H261ZM122 67V68H121ZM130 67L132 68V69H130ZM167 67V68H166ZM29 68V69H28ZM120 68H121V71L123 72V73H125V74H123V73H119V72H121L120 71ZM134 68V69H133ZM138 68H140V69H138ZM197 68V69H196ZM11 69V70H10ZM119 69V70H118ZM123 69H126L125 71L123 70ZM135 69H136V71H135ZM167 69V70H166ZM171 69V70H170ZM185 69H186V71H185ZM190 69V70H189ZM192 69V70H191ZM235 69V70H234ZM240 69V73H236V72H234V76H232V72L233 71H237V70H239ZM249 69H250V67H249ZM6 70H7V72H6ZM9 70V71H8ZM131 70H133V71H131ZM137 70H138V73H137ZM145 70V71H144ZM173 70V71H172ZM230 70H231V72H230ZM118 71V72H117ZM139 71L141 72V74H143V75H139ZM142 71H144V72H142ZM179 71V72H178ZM192 71V72H191ZM8 72H10V73H8ZM165 72H167V73H165ZM12 73V74H11ZM177 73V74H176ZM195 73V74H194ZM211 73V74H210ZM230 73H232V74H230ZM245 73V74H244ZM190 74V75H189ZM237 75V77H236V75ZM240 74H241V76H243V74L245 75V76H243V78L240 76ZM248 74V75H247ZM262 74V75H261ZM16 75V76H15ZM120 75H121V77H120ZM133 75V76H132ZM136 75H137V77H136ZM139 75V76H138ZM167 75V76H166ZM170 75V76H169ZM186 75V76H185ZM200 75V76H199ZM231 75V76H230ZM247 75V76H246ZM250 75V76H249ZM5 76V77H4ZM8 76H9V78H8ZM123 76H125V77H123ZM141 76V77H140ZM144 76V77H143ZM174 76V77H173ZM185 76V77H184ZM201 76H202V78H201ZM220 76V77H219ZM260 76V77H259ZM21 77H23V76H21ZM118 77H120V78H118ZM127 77V78H126ZM136 77V79L137 80H135V79H133V78H135ZM228 77V78H227ZM244 77H247V78H244ZM250 77V79L248 80V78ZM252 77H254L255 79V82L257 81V82H259V83H257L256 82V84L258 85H253V88H249V90H245L244 89V91H243V89L241 88V85L243 84V86H247L246 84V82H247V80L248 81H252ZM4 78V79H3ZM122 78L124 79L123 81H122ZM140 78V79H139ZM167 78H168V80H167ZM174 80H173V79ZM234 78V79H233ZM242 78V80H240ZM261 78L262 79V81L260 80L259 81V79ZM116 79V81H114ZM117 79H120L119 81L117 80ZM131 79V78H130ZM170 79V80H169ZM201 79V80H200ZM206 80V82H205V80ZM243 79L244 80H246V81H243ZM11 81V82H14V81ZM138 80H140V81H138ZM185 80V81H184ZM220 80V81H219ZM225 80H229V82L231 83L230 85L231 86H233V88H231V86L229 85V87L227 88V84H226V81ZM234 80V81H233ZM237 80H238V82H240V84L237 82ZM253 80V81H254ZM120 81H122V82H120ZM127 82H129V80H126ZM204 81V82H203ZM242 81V82H241ZM11 82H9V83H11ZM118 82V83H117ZM130 82H132L131 80H130ZM168 82V83H167ZM189 82V83H188ZM223 82V83H222ZM237 82V85L235 84ZM244 82V83H243ZM5 83H6V80H5ZM28 83V82H27ZM27 83H25V84H23V85H26ZM201 84V88L200 87H196V85L195 84H197V86H198V84ZM232 83H233V85H232ZM261 83V84H260ZM118 84V85H119ZM137 84V85H136ZM169 84V85H168ZM171 84V85H170ZM189 84V86H188V88H187V85ZM245 84V85H244ZM132 85H133V82H132ZM164 85H166V86H164ZM205 85V86H204ZM208 85V86H207ZM261 85V86H260ZM148 86H150V87H148ZM173 88H172V87ZM176 86V87H175ZM179 88H178V87ZM182 86V87H181ZM192 86V87H191ZM234 86H235V89H234ZM169 87V88H168ZM148 88V89H147ZM186 88V89H185ZM230 88V89H229ZM237 88L239 89V90H237ZM147 89V90H146ZM177 89V90H176ZM201 89H203L202 91H201ZM256 89V90H257ZM142 90V92H140ZM145 90V91H144ZM152 90V91H151ZM155 90V91H154ZM197 90V91H196ZM205 90V91H204ZM208 90V91H207ZM217 90V91H216ZM231 90V91H230ZM236 90H237V92H236ZM157 91V92H156ZM191 91V92H190ZM210 91V92H209ZM213 91V92H212ZM144 92V93H143ZM228 92H229V94H228ZM245 92H246V95H247V93H248V96H249V98L250 99H248V97L245 95ZM152 93V94H151ZM157 93V94H156ZM171 93H172V96H173V98H172V96H171ZM174 93V94H173ZM176 93H178V94H176ZM188 93V94H187ZM199 93H201V94H199ZM206 93V94H205ZM208 93V94H207ZM235 94L234 96L233 95H231L230 97H231V99H232V97H233V99L231 100V101H228L229 99H230V97H228L227 95H230V94ZM151 94V95H150ZM203 94V95H202ZM219 94V95H218ZM242 94V97L240 96ZM258 94V96H256ZM193 95V96H192ZM202 95V96H201ZM210 95V96H209ZM245 95V97L243 98V96ZM149 96V97H148ZM152 96V97H151ZM171 97V99L169 98V97ZM176 97V99H175V97ZM187 96H188V98H187ZM192 96V97H191ZM195 96V97H194ZM200 96V97H199ZM236 96V97H235ZM144 97V98H143ZM146 97V98H145ZM164 97H166V98H164ZM61 98V97H60ZM60 98H57L58 99V101H57V99H55L51 104H50V107H53V109H54V111H53V113L55 112V111H57V113H60V114H64V117L66 118L67 117V115H65L66 113L68 114V110H69V104H70V102H69V100L68 99H66L65 101L63 100V99H65L64 97H63V99L61 98V100H59ZM150 98H151V100H150ZM158 98V99H157ZM169 98V99H168ZM193 98V99H192ZM201 100H200V99ZM252 98H254V99H252ZM260 98V99H259ZM3 101H2V100ZM0 100V119L2 120V118H3V122L4 123H2V121L0 120V123H2V124H0V130L2 129V131L0 132V133H2L3 132V129H5V130H7V128L9 129L10 127H12L14 124H12V121H13V116L12 117H10V113L13 111H15L14 109H15V103L13 104V105H11V103H7L8 105H6L5 104V101H4V99L3 98H1ZM168 99V100H167ZM178 99H180V100H178ZM190 100V104H189V101L188 100ZM198 99H199V101H198ZM219 99V100H218ZM226 99H228V100H226ZM242 99V100H241ZM256 99V100H255ZM258 99V100H257ZM153 100V101H152ZM170 100V101H169ZM183 101V102H179V101ZM139 101H140V104H139ZM145 101V102H144ZM171 101H173V102H171ZM174 101H175V104H173L174 103ZM206 101H207V103H206ZM227 101V102H226ZM232 101H235V103H232V104H230ZM242 101V102H241ZM67 102L69 103L68 104V106H67ZM148 102V103H147ZM164 102V103H163ZM166 102V103H165ZM168 102H170V104L168 103ZM185 102V103H184ZM196 102V103H195ZM205 102V103H204ZM213 102V103H212ZM241 102V103H240ZM2 103V104H1ZM63 103H65L64 105H65V107H64V105H63ZM145 103V104H144ZM161 103V104H160ZM168 103V104H167ZM180 103V104H179ZM182 103L183 104H185V105H182ZM187 103V104H186ZM240 105H239V104ZM243 103V104H242ZM250 103L252 104V105H250ZM259 103H260V105H259ZM117 104V103H116ZM137 104H138V106H137ZM151 104V105H150ZM167 104V105H166ZM211 104V105H210ZM237 105V107H239L240 106V108H242V109H244V110H242V109H236L235 108V105ZM244 104H246L247 106H243ZM130 105V106H129ZM157 105V106H156ZM173 105V108L171 107ZM177 105H180V106H184L183 108L182 107H180V106H177ZM194 105V106H193ZM242 105V106H241ZM248 105H250V106H252V107H248ZM5 106H7V108L5 107ZM9 106V107H8ZM66 106H67V110H66ZM122 106V107H121ZM124 106V107H123ZM137 106V107H136ZM141 106V107H140ZM164 106H165V108H164ZM167 106H170V107H167ZM178 108H177V107ZM196 106V107H195ZM231 106L233 107L234 106V108H231ZM3 107H5V108H3ZM12 109H11V108ZM115 107V108H114ZM157 107V108H156ZM160 107V108H159ZM190 107V108H189ZM193 107V108H192ZM207 107V108H206ZM246 107V108H245ZM9 108V109H8ZM58 108H60V109H58ZM65 108V109H64ZM140 108V109H139ZM146 108V109H145ZM154 108V109H153ZM168 108V109H167ZM187 108V110H185ZM190 110H189V109ZM199 108V109H198ZM205 108V109H204ZM256 108V109H255ZM3 109H5L6 110V112H7V114H6V112H4V113H1V112H3V111H1V110H3ZM10 109L12 110L11 112H9L8 113V111H10ZM115 109V110H114ZM140 110V111H137V110ZM165 109V110H164ZM167 109V110H166ZM179 109V110H178ZM182 109H184V110H182ZM195 109H197L198 111L196 112V110ZM232 109H234V110H236V112L237 111H239V110H241V111H239V112H237L238 114L239 113H241L242 111H243V113L241 114L242 116L241 117H239L241 120H244L245 118H250V119H248V121L247 120H244V121H247L246 123L244 122H242L241 121V123H240V121H239V123H240V127L239 128H241V126H243L241 129H238V132H239V130H243V129H249L248 131L247 130H244V132H246L247 131V133H243V132H241L240 131V133L242 134H238L237 133V136H236V134H235V132L236 131H234V129L235 128H233V126H232V124H234V121H233V119L232 118H230V117H232V116H235V115H237V113L234 111V110H232ZM251 109H253V110H251ZM255 109V110H254ZM117 110V111H116ZM156 110V111H155ZM177 110V111H176ZM182 110V111H181ZM62 111V112H61ZM164 111V112H163ZM184 111V112H183ZM187 111V112H186ZM205 111V112H204ZM232 111H234V112H232ZM253 111V112H252ZM257 111V112H256ZM169 113V114H167V113ZM181 112H182V114H183V116H182V114H181ZM185 112H186V114H185ZM192 112H194V115H193V113ZM200 112H202V113H200ZM209 112V115L207 114ZM256 112V113H255ZM137 113V114H136ZM150 113V114H149ZM162 113V114H161ZM192 113V114H191ZM232 113L234 114V115H232ZM250 113V114H251ZM6 114V115H5ZM135 114H136V116H137V119H136V121H134V119L136 118V117H134L135 116ZM139 114V115H138ZM149 114V115H148ZM166 114V115H165ZM208 115V116H204V115ZM2 115H4V117L2 116ZM26 115V114H25ZM24 115V116H25ZM120 115V116H119ZM128 115V116H127ZM143 115V116H142ZM161 115V116H160ZM169 115V117H167ZM210 115H212V116H210ZM218 115V116H217ZM240 115V114H239ZM249 115V116H248ZM257 115V116H258ZM262 115H264L263 113H262ZM141 116V117H140ZM145 116V117H144ZM163 116V117H162ZM172 116H173V118H172ZM199 116V117H198ZM254 115H252V117H253ZM257 116H255V117H257ZM6 117H7V119H6ZM10 117V118H9ZM64 117L62 118V119H59V120H65L64 119ZM122 117H123V120H122ZM133 117V118H132ZM139 117V118H138ZM143 117H144V119H143ZM147 117V118H146ZM158 117V118H157ZM162 117V118H161ZM166 117V118H165ZM188 117H189V119H188ZM196 117V118H195ZM199 119H198V118ZM206 117H208V118H206ZM217 117V118H216ZM258 117H260V116H258ZM262 117V118H261ZM260 118H261V120L263 119V117L264 116H261ZM124 118H125V120H124ZM146 118V119H145ZM148 118H150V120L148 119ZM157 118V119H156ZM175 118V119H174ZM181 118H183V119H181ZM195 118V119H194ZM202 118H203V120H202ZM214 118V119H213ZM230 118V119H229ZM4 119H6V120H4ZM29 118H28V116L26 117H22V119L19 121V126H20V131H23V134L22 135H24V132L26 131V125H28V123L30 122L29 120H28ZM130 119H132V120H130ZM141 119V120H140ZM169 119V120H168ZM185 119V120H184ZM186 119H187V122L189 121V122H191L190 124H189V122H188V124H187V122H186ZM218 119V120H217ZM231 119H232V121H231ZM8 120V121H7ZM23 120H25L22 124L23 125H25V122L27 121H29L25 126L26 127H23V126H21V121H23ZM146 120V121H145ZM157 120V121H156ZM159 120V121H158ZM166 120V121H165ZM201 120V121H200ZM221 120V121H220ZM261 120H260V125H261V127H264V124H263V121H264V119H263V121L261 122ZM5 121H7V123H5ZM125 121L127 122V124L125 123ZM143 121V123H145V122H147V123H149V125L147 126V127H149L150 129L148 130V128H146V123L143 125V123H141ZM179 121V122H178ZM195 121V122H194ZM213 121H214V124H216V126L213 124ZM231 121V122H230ZM251 121V122H250ZM153 122V123H152ZM158 122V123H157ZM213 124H211V123ZM220 124H219V123ZM249 122V123H248ZM14 123V122H13ZM141 123V124H140ZM195 123V124H194ZM257 123V122H256ZM257 123V124H258ZM4 124V125H3ZM5 124H7V125H5ZM30 124V123H29ZM128 125V126H126V125ZM191 125L189 128L190 129H192V126H193V130L195 131V133H194V131L192 130V132H191V130H189L190 131V133H194V135H195V138H198L199 139V142L198 143H200L198 146L200 147H198L197 148V150H196V146H195V148L192 150V152L191 151H189V152H187L186 154H187V156L185 157V156H183V157H185V158H183V157H181L182 156V153H183V151L181 150V154H180V149H181V147L184 145V143H187L190 139V137H191V135H190V133L188 132V133H186L187 131L185 130V129H189L188 128V126L187 125ZM242 124V125H241ZM245 124V125H244ZM250 126H249V125ZM133 125V126H132ZM158 125V126H157ZM186 125V127H184ZM3 126V127H2ZM124 126H126V128H124ZM162 126V127H161ZM205 126V127H204ZM208 126V127H207ZM209 126H212V127H209ZM232 126V127H231ZM235 126V125H234ZM246 126V127H245ZM247 126H249L248 128H247ZM5 127V128H4ZM21 127H23L24 129H22L21 130ZM128 127V128H127ZM143 127H145V129L143 128ZM152 127V128H151ZM215 129H214V128ZM131 128V129H130ZM194 128H196V129H194ZM231 128H233V130H231ZM161 129V130H160ZM169 129V130H168ZM182 129H184L185 130V132H183L182 131ZM203 129V130H202ZM122 130H120V131H122ZM148 130V131H147ZM176 130V131H175ZM236 130V129H235ZM262 130H263V132H264V128H261V130H259V131H261L262 132ZM160 131V132H159ZM232 131H233V133H232ZM135 132V133H134ZM145 132V133H144ZM147 132V133H146ZM160 133V135H158V136H160V137H158L157 136V134L158 133ZM197 132H198V134H197ZM182 133V134H181ZM231 133H232V136H234L235 135V137H236V139H237V137H238V139L239 140H241L240 138H243L244 139V137H246L245 138V140L247 141H249V143L251 142L252 143V146H250V144L248 145L247 144V142L245 143V141H244V143H245V145H248L247 147V149H245V146H244V143H243V139H242V141H241V143H240V145H243V147H244V149L247 151V150H249V151H247V155L246 154H244V152H243V154L242 155H240V157H238V163H237V161L235 160L237 157H235L234 158V156H235V154H238L237 156H239V153L238 152H236V153H234L235 152V149H234V151H232V149L233 148H235L234 146L235 145H237V140L235 139V137H234V141L232 140L231 141V138H232V136H231ZM132 134H134L133 136H136V139H138V138H140V139H138V143H137V140L135 139V137H133L132 136ZM135 134H137V135H135ZM144 134V135H143ZM147 134V135H146ZM151 134V135H150ZM185 134V135H184ZM188 134V135H187ZM234 134V135H233ZM246 134H248L247 136H245ZM249 134H250V137L252 138V139H250V137H249ZM142 135H143V137H145V138H143L142 137ZM131 136H132V138H131ZM190 136V137H189ZM259 136V137H258ZM151 137V138H150ZM182 137V141L180 140V138ZM185 137H187V138H185ZM256 137H257V139H256ZM160 138H161V140H160ZM186 139V140H183V139ZM247 138H249V139H247ZM255 138V139H254ZM260 138V139H259ZM159 139V140H158ZM179 139V140H178ZM188 139V140H187ZM197 139V140H198ZM25 141H21V144L23 145L24 144V146H26V144H28L30 141L29 140H27V139H24ZM27 140V141H26ZM120 140H122V139H120ZM136 142H135V141ZM202 140V141H201ZM254 140L256 141L255 143H253L254 142ZM29 141V142H28ZM125 141V139L123 140V141H121V142H123V143H125L124 142ZM183 142V143H182ZM202 142H204V143H202ZM233 143L232 145L230 144V143ZM149 143H151L152 145H154V147L153 148H151L152 147V145H151V147H148L147 145L149 144ZM208 143H209V145H208ZM239 143V142H238ZM131 144V145H130ZM141 144V145H140ZM147 144V145H146ZM208 146H207V145ZM258 144V143H257ZM256 144V145H257ZM137 145V146H136ZM144 145H146V147L144 146ZM202 145L204 146V148L202 147ZM129 146H134L132 149H134L133 151L135 152H132V150H131V148L129 147ZM150 146V145H149ZM209 146H210V148H209ZM231 146V147H230ZM145 147V150L143 149ZM157 147V148H156ZM206 147H208V148H206ZM150 148H151V151H150ZM226 148H231V149H226ZM148 149V150H147ZM200 149V151L201 152H203L204 151V149L207 151H205L206 153H210L209 154V156L211 155V158L208 156V154H206L205 152V154L204 155H202L203 153H201L200 151H198ZM210 149V150H209ZM146 151L145 153L143 152V151ZM176 150V151H175ZM226 150L227 151H229V152H226ZM245 150H243V151H245ZM253 150V151H252ZM257 150H260V151H258L257 152ZM195 151V152H194ZM209 151H211V152H209ZM241 151V150H240ZM251 151V152H250ZM255 151V152H254ZM141 153V156L143 157V158H141L140 157V155L138 156V153ZM148 152H150L149 154H148ZM233 152V153H232ZM242 152V151H241ZM257 152V153H256ZM26 153V152H25ZM25 153L23 154V155H25ZM133 153V154H132ZM199 153V154H198ZM246 153V152H245ZM258 154V155H254L253 154V156L252 155H250V154ZM262 153V154H261ZM28 154V153H27ZM136 154H137V156H136ZM142 154H144V156L142 155ZM147 154L149 155L147 158H144L145 157V155L147 156ZM177 154H178V156H177ZM179 154H180V156H179ZM185 154V155H186ZM191 156H190V155ZM200 154H201V156H200ZM234 155L233 157H232V155ZM151 155V156H150ZM177 156V157H176ZM193 156V157H192ZM203 156L205 157V156H208L209 158L208 159H210L209 161L211 162V164H209L208 163V165H211L210 167L207 165L206 166V164L204 163L205 162V160H203L202 158H203ZM246 156V157H245ZM255 156H257L256 158H258V156H259V159L257 160L256 158H255ZM128 157V158H129ZM140 158V159H138V158ZM176 157V158H175ZM178 157H180V158H183V159H179ZM198 157H200V158H198ZM243 157V158H242ZM248 157H250V158H248ZM136 158H137V160H136ZM188 159V158H190V160H194L195 161V166L197 165V163L196 162H199L200 161V165H199V163H198V167L199 168H195V169H197V170H199L200 168H201V170L204 168V167H202V165L204 166H206L205 168L207 169H205L204 168V173H205V170L206 171H209L210 169V172H207L206 174H208V173H210V175L208 174V176H210V178H211V175H213V177L210 179V180H212L214 183H216V186L218 185V183L220 184V186L218 185L217 187H220V188H217V187H214L213 188V186L215 185L213 182H210V184L212 185V184H214L213 186H211V185H209V181L210 180H208L207 182H206V178L208 177L206 174H204L203 173V171H202V173H201V170L199 171V172H197V170H195L194 168L191 170L190 169V171L191 172H189V171H187V170H189V168H191L192 166H193V163H192V165H191V162L189 163L191 166L189 167V164H188V166H185L184 167V169H183V166L182 165H180L181 164V161L182 160H184V159ZM197 158V160L198 161H196L195 159ZM233 158H234V160L236 161V163L238 164H236L235 163V161L233 160ZM252 158H255L254 159V161L253 160H251ZM260 158H262V159H260ZM124 159L126 160V161H124ZM145 159V160H144ZM206 160H207V158H205ZM122 160L124 161V162H126L125 164H124V162H123V164L122 163H120V162H122ZM179 161V163L180 164H178V161ZM201 160L202 161H204V162H202L201 163ZM249 160V161H248ZM259 160H261L262 162H258ZM130 161V162H129ZM137 161V162H136ZM187 161H189V159L187 160ZM243 161V162H244ZM133 162V163H132ZM207 162V161H206ZM235 164H234V163ZM255 162V163H256ZM204 163V164H203ZM256 163V164H257ZM129 164V165H128ZM130 164H132L131 165V167H130ZM152 164V165H151ZM202 164V165H201ZM250 164V163H249ZM248 164V165H249ZM251 165V164H250ZM141 166V168H139ZM153 166V167H152ZM239 166V167H238ZM253 166L254 167H257V165H254L253 164ZM119 167V166H118ZM123 167H120V168H123ZM146 167V168H145ZM189 167V168H188ZM194 167V166H193ZM251 167V166H250ZM249 167V168H250ZM145 170V172L143 171V169ZM185 168H187V170L185 169ZM208 168H210L209 170H208ZM129 169V172H127L126 170H128ZM239 169V170H238ZM262 169L264 170V166H262ZM122 170V169H121ZM141 170V174H142V177L140 176V175H138L139 173V171ZM152 170H154V171H152ZM195 170V171H194ZM213 170V171H212ZM124 171H126V173L124 172ZM193 171H194V173H193ZM213 172V174H212V172ZM241 171V172H240ZM144 174H143V173ZM188 172H189V174H188ZM197 172V173H196ZM242 172H244V175L242 174ZM147 173V174H146ZM214 173L216 174V179L215 180H218V182H216L213 178H215V175H214ZM138 176H137V175ZM149 174V175H148ZM191 174V175H190ZM195 174H197V175H201V174H204V175H206V177H201L200 175V177L199 176H195ZM145 175V176H144ZM155 175V176H154ZM135 176H136V179H135ZM146 176H148V177H146ZM149 176H151V177H149ZM218 176V177H217ZM144 177H146V178H144ZM148 178V179H147ZM200 178V179H199ZM203 178V179H202ZM218 178V179H217ZM221 178V179H220ZM262 178H263V180H262ZM1 179V178H0ZM141 179H140V181H141ZM146 179V180H145ZM196 179H199V180H196ZM208 179V178H207ZM224 181H223V180ZM250 179V180H251ZM257 179H259L258 181H262V182H259L258 183V181H257ZM151 180H153V181H151ZM203 180H205V182H204V184H201L202 183V181ZM135 181V182H134ZM138 181V180H137ZM140 181L139 182H137L138 184L140 183ZM199 181H200V184H199V186H198V183H199ZM246 181H248V182H246ZM7 181H2V180H0V190H1V192H0V199L2 200L3 199V202L0 200V202H2V203H0V205L2 206V205H4V204H8V203H10V201H11V197H9V195H11V194H9L10 193V188H11V183H9V182H7ZM148 182V183H147ZM151 182V183H150ZM225 184H224V183ZM5 184V186L4 187H2L3 186V184ZM130 183V185H132ZM146 183H147V185H146ZM158 183V184H157ZM222 183V184H221ZM247 183L249 184V186L247 185ZM261 183V184H260ZM148 184H151L150 186L151 187H149V188H147L149 185ZM206 184V185H205ZM208 184V185H207ZM251 184H252V186H251ZM258 184H260V185H258ZM263 184V185H262ZM132 185V186H133ZM203 187H202V186ZM221 185H222V187H221ZM258 185V186H257ZM9 186V187H8ZM145 186H147L146 188H145ZM156 186V187H155ZM231 188H230V187ZM247 186L248 187H250L251 189H248L247 188ZM261 186V187H260ZM115 187V186H114ZM114 187H112V189H110V193L112 192V190L114 189ZM224 187V188H223ZM254 187L256 188V190H254V192L255 191H258V192H256V193H254L253 192V189H254ZM258 187V188H257ZM9 188V190L6 192V189H8ZM131 188V190H129V189ZM139 188H140V190H142V192H141V194L143 193H145V192H150L149 194H152V195H154V196H152V195H148L147 193L145 194V195H147L148 196V198L147 199H145L146 197H145V195L144 196H142L141 197V195H139L138 193L140 192L139 191ZM142 188V189H141ZM145 188V189H144ZM206 188V189H205ZM236 188H238V189H236ZM241 188V189H240ZM41 189V188H40ZM117 188H115V190H116ZM128 191H127V190ZM136 189V190H135ZM148 189V190H147ZM218 189H220V191H217ZM223 189V190H222ZM259 189V190H258ZM261 189H263V191L261 190ZM3 190V191H2ZM115 190H113V192L115 191ZM134 190V191H133ZM149 190H151V191H149ZM222 190V191H221ZM226 192H225V191ZM241 190V191H240ZM248 190V192H250V193H247L246 191ZM261 190V191H260ZM48 191H49V189L48 188H42L40 191L38 190V192H36V196H37V198H38V202L37 203H35V204H33V206H31V205H29V204H25V205H22L21 207H20V209H22L23 210V212L24 213H22V218H24L22 221L23 222H21V224L20 225H18V226H16L15 227V229H14V233H17L16 235H15V238L17 237V242H15L14 244H12L11 242H13V241H10L11 239H12V236H11V239H10V234H8L7 235V229H8V227H7V225L6 224H4L3 222H1L0 221V237H2V238H0V243L2 242V244H0V254H2L1 256H0V262H1V264H25V261L27 260V258L31 255L30 253H32L33 251L31 250L32 248H34V242H29L28 240H36L37 238H38V236L40 235V230L42 229V225H43V223H42V221H43V215H44V212H45V208H46V206H47V203H46V201H45V197H46V195H47V193H48ZM126 191V192H125ZM131 191V192H130ZM134 193H136L137 194V196L136 197H133V200H135L137 197H139V201L141 200V202H140V204H138L139 203V201L138 200H135V202L133 201V200H131L132 199V194H134ZM215 191V192H214ZM260 191V192H259ZM162 192V193H161ZM179 192V193H178ZM234 192V193H233ZM238 192V194H239V192H240V194L241 193H244L245 195L247 194V196H243L242 198H240L242 195H236V198L237 197H239L238 199H244V197L245 198H247V199H249V200H247V202H244V201H246V200H241V202L240 201H236L234 198H232L231 196L232 195H234V194H236V193ZM9 195H8V194ZM126 193V194H125ZM132 193V194H131ZM209 193H210V195H209ZM218 193H220L219 195H221V197H219V195H218ZM224 193V194H223ZM254 193V194H253ZM6 195V197H5V195ZM158 194V195H157ZM176 194V195H175ZM183 194V195H182ZM213 194L215 195V196H213ZM223 194V195H222ZM248 194H249V196H248ZM257 194V195H256ZM139 195V196H138ZM157 195V196H156ZM218 195V196H217ZM228 195H230V196H228ZM262 195V196H261ZM123 196V197H122ZM135 196V195H134ZM211 196V197H210ZM223 196V197H222ZM228 196V197H227ZM252 196V197H251ZM255 196V197H254ZM257 196V197H256ZM259 196V197H258ZM7 197H9L8 199H7ZM150 197H152V198H150ZM154 197H156L155 198V200H154ZM157 197H160V199H158L159 200V202H160V204H159V202L156 204V201H157ZM170 197V198H169ZM215 197V199H213V201H212V198H214ZM216 197H218V198H220V200L221 199H223V201L221 200V202L223 203H225V201H226V204L228 205V206H226V204L224 205V206H226V208L228 209H226L227 211H230L229 210V207L231 208V211L229 212L230 214L227 216V213H224L223 214V210L221 211L220 209L222 208L223 209V207H221L220 209L216 206V204H217V202L216 201H219L220 202V200L218 199V198H216ZM226 197V198H225ZM233 197H235V195L233 196ZM4 198H5V200H4ZM120 198H121V200H120ZM209 198H210V200H209ZM232 198V199H231ZM253 198V199H252ZM6 199H7V202H6ZM125 199V202L127 201V203H122L121 204V202H123V200ZM149 199L150 200H152L151 202L149 201ZM179 201H178V200ZM207 199H208V201H207ZM259 199H260V201H259ZM42 200V201H41ZM44 200V201H43ZM214 200H216V201H214ZM225 200V201H224ZM234 200V201H233ZM258 200V201H257ZM132 201V202H131ZM147 201H148V204H150V206H149V208L147 207ZM166 201V202H165ZM184 201V202H183ZM228 201H230V202H228ZM236 201V202H235ZM130 202V203H129ZM154 202H155V205H154ZM162 202H164V204L162 203ZM175 202V203H174ZM180 202H181V205L182 206H180L179 204H180ZM211 202H213V203H215L216 202V204H214L218 209H219V211H221L220 213H222L223 215H222V218H223V216H225V218H227V219H230L231 217H235V218H237V216L239 217L240 216V214L242 215L241 217L242 218H246V220H245V222L243 223V221H241L243 224L242 225H240L239 226V228H238V226L237 225H234L233 227H228V224L231 222V224H234V222H232V221H230L228 224H226V226L228 227V229L231 231H229V233H233V232H235V233H233V234H228L227 232V230L226 229H222V231L220 230L221 228H223V226H224V224H223V226H221V227H218V226H220L223 222L222 221H226V223L229 221V220H227V219H222L221 218V220H219V221H221L220 223V225H218V224H216L215 222L216 221H214V220H217V222H219L218 221V219H220L219 217H218V215H220L221 216V214L217 211V210H215V208H213L214 207V205H213V203H211ZM218 202V206L220 207V205L221 206H223L222 205V203L220 204ZM235 202V203H234ZM245 203V205H239V203H242V204H244ZM250 202V203H249ZM261 202V203H260ZM4 203V204H3ZM132 203V204H133ZM162 203V204H161ZM166 203H167V205H166ZM175 204V206H176V204L177 203H179V204H177V206L176 207H173V205ZM187 205H186V204ZM211 203V204H210ZM231 203V204H230ZM247 203L249 204V205H247ZM260 203V204H259ZM118 204H121V205H118ZM208 204V205H207ZM262 204V205H261ZM107 205L108 204H106V206L105 207H107ZM123 205V206H122ZM152 205H154V208L152 209L151 207H152ZM158 205H160V207H161V205H162V208L163 209H165V210H167V208H168V210H167V212H166V214L167 215H169V216H171V215H173V211L174 210H176L175 212H177L176 214H174V216L173 217H175L176 215H178V216H181L183 213V215L181 216V217H179L178 218V216L177 217H175V220H173V223L176 221V219H178V221L179 220H183V221H179V223L181 224V229H183V228H185V229H183V230H180L179 232H177V234H176V232L174 233V237H172L173 235H171V237L170 236H168V235H170V233H172L171 231L169 232L168 230H166V229H164L165 227H168L169 226V224L168 225H166V217H165V215L163 214L164 212H162V213H160L159 215H158V213L156 212L158 209H160V207L158 206ZM164 205H166V207L164 206ZM171 205V209L169 208V206ZM206 205V206H205ZM211 205H213V207L211 206ZM238 205V206H237ZM247 205V206H246ZM252 205H254V206H252ZM258 207H257V206ZM0 206V207H1ZM5 206V205H4ZM8 206V205H7ZM147 207V208H145V207ZM168 206V207H167ZM243 206H245V208L243 207ZM33 207V208H32ZM112 207H111V212L112 213H114L115 214V211L116 210H114L113 211V209H112ZM142 207H144L145 209H142ZM178 207H180V208H178ZM184 207V209H186V211L185 210H183V213H181L182 212V208ZM191 207H193L192 209H190ZM195 207V208H194ZM212 207V208H211ZM263 209H262V208ZM29 208V209H28ZM31 208V209H30ZM108 208V207H107ZM108 208V209H109ZM150 208H151V210L152 211H149L150 210ZM197 208V209H196ZM211 208V209H210ZM28 209V210H27ZM139 209H140V211H139ZM147 209H149L148 210V212L146 211ZM157 209V210H156ZM177 209H181V211H177ZM196 209V210H195ZM199 209V210H198ZM210 209V210H209ZM212 209H213V211L215 210L216 212H218V213H216V214H214L215 216H217L218 218H216V217H214V215H213V211H212ZM243 211V212H245V213H240V211L241 210ZM245 209V210H244ZM248 209H250L249 211H248V213H247V210ZM110 210V209H109ZM141 210H143V211H146L145 213L143 212V211H141ZM156 210V211H155ZM169 210H171V212H172V214L170 213V211ZM190 210V211H189ZM192 210V211H191ZM225 210V209H224ZM236 210V211H235ZM257 210V211H256ZM0 211H3V210H1L0 209ZM116 211V212H117ZM129 211H131V212H129ZM138 211H139V214H140V212H142L141 213V216H142V214H143V217H141L140 215L138 216L137 215V213H138ZM169 211V212H168ZM189 211V212H188ZM195 211V212H194ZM226 211V212H227ZM241 211V212H242ZM251 211V212H250ZM149 212H151L150 214H148ZM154 212H156L155 213V215H154ZM174 212V213H175ZM211 212H212V214H211ZM234 212V215H232V213ZM239 212V213H238ZM108 213H110V212H108ZM112 213H111V215H112ZM126 213V214H127ZM191 213H194V214H191ZM264 213V212H263ZM262 213V214H263ZM0 214H2L0 217L2 218L3 217V214H4V211L1 213L0 212ZM113 214V215H114ZM117 214V215H118ZM153 216H152V215ZM181 214V215H180ZM189 214L191 215V217H189V218H187V216H189ZM198 214V215H197ZM249 214V215H248ZM162 215H164L163 216V218H162ZM196 215V216H195ZM243 215H245V216H243ZM251 215H252V217H251ZM264 215V214H263ZM24 216V217H23ZM26 216V217H25ZM120 216V215H119ZM125 216V215H124ZM150 216V217H149ZM157 216H159L158 217V219L159 220H161L160 222L157 220ZM184 216V217H183ZM28 217V218H27ZM140 217V218H139ZM147 217H148V219H147ZM183 217V218H182ZM194 217V218H193ZM35 218V219H34ZM141 218H143V219H141ZM155 218H156V220H157V222H159L160 223V226L158 227L155 223H154V221H152L151 219H153V220H155ZM201 218V219H200ZM203 218V219H202ZM216 218V219H215ZM240 218V217H239ZM242 218H240L241 220H243ZM248 218V219H247ZM145 219V220H144ZM146 219L148 220V221H146ZM163 219V220H162ZM173 219V218H172ZM185 219H187V220H185ZM239 219V220H240ZM213 220V221H212ZM230 220H233V219H230ZM235 220V219H234ZM4 221V220H3ZM32 221V222H31ZM146 221V222H145ZM208 221V222H207ZM225 221H224V223H225ZM248 221V222H247ZM144 222V223H143ZM150 222V225L151 224H153L152 226H154L153 228L155 229L154 231V233H156V231H158L159 230V228H162L161 227V225L163 224L164 225V223H165V225L166 226H164V228L162 229V230H164V231H162L161 229V231L159 230L156 234L158 235V233H162V236H160V235H158L159 237H157L158 239H156L155 240V236L153 237V236H151L152 234V227L151 226H149V228H150V230H147L148 229V227H147V225H148V223ZM162 222V223H161ZM198 222V223H197ZM237 223H235V224H241V222L239 223V221H236ZM261 222H262V224H261ZM177 224V221H176V223L174 224L175 226L177 225V228H178V230H179V225L180 224ZM183 223H185V224H183ZM187 223V224H186ZM205 223H207V224H205ZM214 223V224H213ZM3 224V225H2ZM40 224V225H39ZM190 224V225H189ZM199 224V225H198ZM201 224V225H200ZM218 225V226H216V225ZM230 224V225H231ZM162 225V226H163ZM183 225V226H182ZM213 225V226H212ZM146 226V227H145ZM204 226V227H203ZM212 226V227H211ZM232 226V225H231ZM237 226V227H236ZM246 226V227H245ZM18 227V228H17ZM27 229H26V228ZM214 227H216V229H214ZM242 227V228H241ZM7 228V229H6ZM37 228V229H36ZM146 228V229H145ZM152 228V229H151ZM170 228V227H169ZM191 228V229H190ZM220 228V229H219ZM226 228V227H225ZM232 228H233V230H232ZM241 228V229H240ZM4 229V230H3ZM144 229H145V231H144ZM213 229V230H212ZM30 230V231H29ZM146 230H147V232H146ZM171 230H173V229H171ZM177 229H175V230H173V231H176ZM177 230V231H178ZM189 230V231H188ZM191 230V231H190ZM214 230H218L217 232H220L221 234H222V236H221V234L220 233H218L220 236H221V238L224 240V241H222V243H224V244H220V242H221V240H220V237L217 235L216 236V232L214 231ZM220 230V231H219ZM101 231H103V230H101ZM120 231V232H119ZM148 231H149V233H148ZM166 231H168V233L166 232ZM197 231V232H196ZM223 231H227L226 233H222ZM233 231V232H232ZM240 231V232H239ZM23 232H25V234H27L28 236L29 235H31V239H29L28 238V236L27 235H25ZM30 232V233H29ZM163 232H165V233H163ZM189 232L191 233V234H189ZM208 232V233H207ZM39 233V234H38ZM103 234H104V232H102ZM110 233V234H109ZM115 235L116 233H117V235H113V234ZM143 233H146L145 235L146 236H151V238L149 239V238H147L146 236H144V238L143 237H141V238H139V237H137L138 235H140V234H143ZM172 233V234H173ZM182 233V232H181ZM197 233V234H196ZM3 234V235H2ZM107 234V235H106ZM108 234L109 235H111V236H108ZM123 234V235H122ZM129 235V237L132 239H129V237H128V241L127 240H124V239H127V236ZM168 234V235H167ZM183 234V233H182ZM194 234V235H193ZM207 234V235H206ZM223 234H226V236H224ZM124 235H127V236H125L124 237V239H123V236ZM144 235V234H143ZM164 235H166L167 237H165ZM192 235V236H191ZM203 235H204V238H203ZM206 235V236H205ZM230 235V236H229ZM233 235V236H232ZM27 236V237H26ZM114 236V237H113ZM134 236H136V237H134ZM142 236V235H141ZM231 236H232V238H231ZM234 236H236V238H233ZM8 237V238H7ZM21 237H23V238H21ZM24 237H26V238H28L27 240H26V238H24ZM146 237V238H145ZM162 239H161V238ZM181 237V236H180ZM186 237V236H185ZM211 237H212V239H211ZM214 237V238H213ZM225 237V238H224ZM116 238V241L114 240V239ZM136 238V239H135ZM142 238L144 239V240H142ZM167 240V243H165L166 241H165V239ZM171 239V241H172V243L171 244H168V240H170ZM207 238V239H206ZM209 238L211 239V240H209ZM231 238V239H230ZM6 239H10V240H6ZM25 240V242H24V240ZM140 239L142 240L141 242H140ZM161 239V240H160ZM164 239V240H163ZM175 239V238H174ZM214 239H215V241H214ZM217 239V240H216ZM228 239H230V240H228ZM236 239H238V240H236ZM7 241V243L5 244L4 243V241ZM124 240V241H123ZM135 240V241H134ZM149 240H150V244L148 243L149 242ZM153 240H155V241H153ZM158 240H159V243H162V244H159L158 243ZM213 240V241H212ZM228 240V242H226ZM234 242V244H232V246H233V249H232V247H231V244H230V242H232V241ZM27 241V242H26ZM56 241V239L54 240V242ZM118 241H120L119 239H118ZM192 241V242H193ZM198 241H199V243H198ZM205 241V242H204ZM208 241V242H207ZM9 242V243H8ZM117 242V243H116ZM146 242V243H145ZM151 242L153 243V245L151 244ZM155 242V243H154ZM203 242V243H202ZM215 242V243H214ZM219 243L218 245H219V247H217L218 245H217V243ZM232 242V243H233ZM26 243V244H25ZM28 243H29V245H28ZM120 243V242H119ZM122 243H124V245L122 244ZM136 243V244H135ZM149 244V245H146V244ZM157 243V244H156ZM166 244V245H170V246H167L168 248H167V250H166V248L163 250L162 249V246H163V244ZM200 243H202V244H200ZM209 243V245H208V247H207V244ZM226 243H228V244H226ZM236 243V244H235ZM240 243V244H239ZM8 244L10 245V247H8ZM109 244V245H108ZM116 244V245H115ZM155 244V245H154ZM165 244H164V246L163 247H166L165 246ZM200 244V245H199ZM216 244V245H215ZM6 247H5V246ZM13 245V246H12ZM15 245V246H14ZM123 245V246H122ZM130 245V247H128ZM150 245H152V247L154 246L155 248H156V245H159V249H158V246H157V250L158 251H160L159 253H162V251H163V253H164V251H166V253H162V254H160V256L161 255H163L162 257H160L159 256V253H158V251L157 252H155L154 251V249H153V251H151V252H149L148 253V256L150 255V257L151 258H153L152 260H147V263L145 262L144 263V261L147 259V258H149V257H147V258H145L146 256V254L145 255H142V253H139V252H141V251H143V250H141V251H139V249L136 247V246H138L139 248L140 247H144L145 249H146V247H150V250H152L151 248V246ZM160 245H161V247H160ZM171 245H172V247H171ZM196 245H197V248H196V250H195V247H196ZM201 245H203V246H201ZM225 245H226V247H225ZM236 245V246H235ZM126 248H125V247ZM137 248V250L139 251H137V252H135L136 251V248ZM146 246V247H145ZM192 246V247H193ZM227 246H229V247H227ZM239 246V247H238ZM2 247V248H1ZM4 247V248H3ZM13 247V248H12ZM83 247H85L86 249H88L86 246H83ZM135 248V249H133V248ZM171 247V248H170ZM203 247V248H202ZM207 247V248H206ZM7 248V249H6ZM11 248L12 249V252L11 251H5V250H9V249ZM85 248L83 249L82 247L80 248V249H82L83 251H86L85 250ZM173 248V249H172ZM204 248H206V250H204ZM226 248H229V249H227L226 250ZM235 248V249H234ZM29 250V251H26V250ZM108 249V250H109ZM135 250L133 253H131L133 250ZM162 249V250H161ZM171 249V251H169ZM186 249V250H185ZM211 251H210V250ZM213 249V250H212ZM113 250V251H112ZM129 250V251H128ZM131 250V251H130ZM147 250V249H146ZM183 250V249H182ZM209 250V251H208ZM228 250H230V251H228ZM31 251V252H30ZM45 251V250H44ZM148 251H149V249H148ZM174 251V252H173ZM214 251V252H213ZM217 251V252H216ZM29 252V253H28ZM110 252H108V254L110 253ZM169 252H173V253H171V254H169ZM218 252H221L220 254L218 253ZM235 252V253H234ZM247 252V253H246ZM111 253H110V255H111ZM112 253V254H113ZM116 254L117 256L119 255V254ZM130 253V254H129ZM136 253H138V254H136ZM145 253H146V251H145ZM185 253V254H184ZM190 253V254H189ZM207 253V254H206ZM228 253V254H227ZM240 253H242V255L240 254ZM115 254V253H114ZM113 254V255H114ZM157 254V255H156ZM175 254V253H174ZM179 254V255H178ZM223 254V255H222ZM233 254V255H232ZM139 255V256H138ZM140 255L142 256V257H140ZM175 257H173V256ZM204 255V256H203ZM246 255V256H245ZM117 256H116V258H117ZM144 256V257H143ZM157 256V257H156ZM158 256H159V258H158ZM169 256V257H168ZM208 256V257H207ZM220 256H221V258H220ZM230 256V257H229ZM239 256V257H238ZM4 257V258H3ZM120 259H122L120 256H118ZM166 257V258H165ZM203 257V258H202ZM227 257V258H226ZM238 257V258H237ZM247 259H246V258ZM144 258V259H143ZM161 258V259H160ZM185 258V257H184ZM216 258V259H215ZM218 258H220V259H218ZM237 258V259H236ZM244 258V259H243ZM165 259H167L166 261H165ZM168 259H170V262H169V260ZM174 259H176V260H174ZM186 259V258H185ZM184 259V260H185ZM190 259H191V261H190ZM202 259V260H201ZM227 259V260H226ZM241 259V260H240ZM192 260L194 261V262H192ZM234 260V261H233ZM203 261V262H202ZM205 261H207L206 263H205ZM210 261V262H209ZM243 261V262H242ZM120 262H122V261H120ZM187 262H184V264H187ZM192 262V263H191ZM124 263H122V264H124ZM182 263H183V261H182ZM181 263V264H182ZM121 264V263H120Z\"/></svg>", "mask_w": 264, "mask_h": 264}]
</instances>
